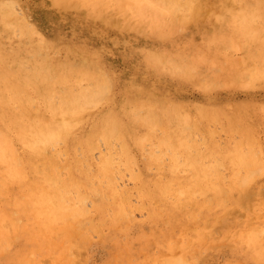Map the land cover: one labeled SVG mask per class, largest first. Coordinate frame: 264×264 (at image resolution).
<instances>
[{
    "label": "rangeland",
    "instance_id": "obj_1",
    "mask_svg": "<svg viewBox=\"0 0 264 264\" xmlns=\"http://www.w3.org/2000/svg\"><path fill=\"white\" fill-rule=\"evenodd\" d=\"M0 1H1L0 2V11H2V8H3V11H6V12L2 11V13H0V21H2L0 23V51H1V48H2V51H3V52H0V62H1L0 63V67H1V70L4 69L5 73H7V71H9V75H10L11 71L14 70L13 68L16 67L14 72H12L11 75L9 76L10 77L9 79H10V81L13 84H17L19 87H21L24 90V92L26 91L25 94H28V95L24 94L22 96V97L25 96L26 98L25 97L21 98V99H24L25 102H22L23 100L22 101L20 100L21 102H19V100H18V102H19V104L21 103V105H23V104L26 105V110H28V109L31 110V108H30L31 105L30 104H32L33 110H31L30 112L36 113V117H35V115H32V114L28 115V117H27L26 114L30 113V112L27 111L28 113L25 112V114H24L25 118L27 120L30 119V121H32L33 119H34V121H37L39 119L43 120L44 118H41V117L46 116L48 119L45 117L46 119H44V120L49 122L50 118L53 119L55 117L56 120L54 118V121H53L54 124L58 125V124L61 123L60 121L62 120V123H67L69 125V128H71L69 130V134L70 135H68V133H67V135L63 136L64 138L61 137L62 139H60L59 141H54L58 145H59V142L61 141L59 146L56 145L54 142L53 143L56 146L51 145L53 143L49 144L48 147L46 145L45 149H47V150L44 149L42 154L36 156L37 157V161H36V158L34 156L35 154L30 152V149L28 148L29 146L27 147V144L25 142L21 141V139L19 137V134L18 133L16 134L17 128L16 127H9V126H7L6 123H4V120L6 119L5 118L6 115H4L5 114L4 111H7V110L3 109L4 107H6V105L0 103V112H2V110H3V112H2L3 114H1L0 117L2 118V115H4L3 116L4 120H2L0 118V127H1V129L3 128L2 129L3 131H1V129H0V134L2 135V134L5 133L4 138L7 137V136L10 138V140H7V142L9 141V143H12L11 145H13L15 147L13 149L9 145L8 148L10 147V149L13 150L12 151L13 155H14L15 151L17 152L15 154L18 155V156L17 155H14V156L12 155L13 157L11 159L7 158L6 160L5 159L0 160L2 162H3V160L7 161L8 163H9V161L10 162L14 161V163L16 162L15 163V167H13L14 164L10 165V166H12L11 168H14L13 170L8 167L9 165H8L7 162H4L3 164H0V172H1L0 173V180L2 179L3 182H4V183L0 182V190L2 191V193L0 192V232L3 231V232L0 233V239H1V242H3L2 243L3 245H4V242L6 243L4 245L6 247L4 248V246H1V242H0V264H33V263L34 264H36V263L37 264H61V263L62 264L63 263L66 264L67 263L68 264V262L72 263L71 261H73L72 264H109V263L110 264L111 263L112 264H115V263L116 264H138L137 262H141L140 264H144L145 261H147V263H149V264H158V262L160 264V261H158V259L159 260L161 259L162 262L164 260V264H168V263L170 264V262H168L170 258H168V257H174V261L171 258V260H172L171 263L174 262L173 264H178L179 262H182L183 264H264V118H262V117H264L262 115V114H264L263 113V111H264L263 107L264 106L263 105L261 106V104L264 103V84H263L264 83V74H262V71H263L262 69H264V59H263L264 58V39L262 38V36L264 35V31L260 33V38H258L259 34H258V36H256L257 40H255V41H257V42L253 41V38L256 39L253 36H251L253 38H250L251 39L250 40L249 39V37H250L249 35L246 38V39H248V41L246 42V41H244V40H246L244 38L246 35L242 36V34H244L245 32L243 31L244 33L241 34V32H240V30H242L241 28H234L241 21L240 18L238 17V15H237V13L239 14V11L240 12L242 11L241 9H245V7L248 5V3H250V4L252 2H255V3L257 2L258 3L257 0H248L247 1L248 3L245 2L244 0H242V1L238 0V2H241L239 4H242L243 1L245 3V4L243 3V5H241L240 9H239L240 6H239V4H237L238 2H236V0L233 3L231 2V0H230V2H229V0H226L227 2L225 0H223V1L222 0H219V1L218 0H213V1L211 0L212 2L210 0H206L207 1L206 3H208V4L205 3V5H206L205 7H204V4H203L205 1L201 0L202 1L201 8H204L203 10H201V9H199L197 7V6H199L200 0H198V1L189 0L191 2L187 1L189 3V4L187 3L188 5L185 4L186 1L184 0L182 2V4L184 5V7L187 6V7H185L186 9H184V10H183L182 4L180 3L181 0L180 1L178 0L179 1V2L177 1L178 5H179V3L181 5H179L180 9H179V11H176V14L177 15L183 14L186 11L187 14H186V12L184 13L186 16H182V15L180 16L179 15V17H180V19H179L178 16H175V14H174V16L171 17L173 15L174 11H175V8H173L174 6H170L172 8H170V7H168V8H160V7H158L157 12L160 9H162V10L163 9H167V10L171 9V10H168V11H170L169 13H168V11L165 10V15H168V16L164 15V13H163L164 10L162 12H161V10L159 11V13L160 12H161V14L163 13V17H162L163 19L161 18V20H160V17L162 15L158 13L159 14V16H158V14L155 13L156 11H154L157 8L156 6H158V5L157 4L154 5L155 2L152 3L156 7L154 9V7H152L153 5H151V0H149V1L148 0H140V1H143L145 4L147 3V5H146L147 8L143 7L144 9H146V11L143 8H140V9H139V7L137 8V6L134 3H132L134 8L131 7L130 1H128L129 4L125 3L126 6H124L125 9H123L122 6H123L124 2H126L124 0H122V1H124L122 3V5H120V4L118 5V2L120 1L119 3H121V0H115L117 2H115L114 0H109V2L107 0H105L107 2V5H104L103 2H105V1L102 2L100 0V2H102L103 4L102 3L99 4V1H98V4L96 5V7H98V10H100V12L102 11L101 9H104V10H103V13L101 12L99 14H98L97 8L95 10V13H94V11L92 9V7L95 9V5L94 4H96L97 0L96 1L94 0L95 3L92 0V2L94 4L89 2V0L88 1L87 0H80V1L78 0L80 3H78V1H76V0H64L65 2H63V0H54V1L53 0H0ZM5 1H7V4H6ZM60 1H62V2H60ZM66 1H67V3H66ZM71 1H74V2L76 1L75 2V4H77L76 7L75 6H71L70 4L69 5L71 7L70 6L69 7L66 6ZM215 1H217V2H215ZM74 2H71L72 5L74 4ZM88 2L90 4L89 6H88ZM113 2H115V3H113ZM220 2H223V3L225 2V4H221ZM1 3H2V5H1ZM61 3H62L63 6L61 5ZM190 3H192L193 6L196 9H193L194 7L192 5H190ZM234 3L237 4V6H234ZM246 3H247V5H246ZM255 3H252V5L255 4ZM79 4H83V6L81 8H79L80 7ZM91 4H92V6H91ZM195 4L197 6H195ZM222 5H223V8H221ZM230 5H232L233 9L235 10V11L233 10L234 12H237L239 10L237 13H235L237 21L234 19L235 15H234V12H232V7L230 8V11H229L228 7H230ZM6 6H8V7H6ZM100 6H102L103 8H101ZM225 6L228 9L227 11H229V12L226 11ZM73 7H75V8H73ZM177 7H176V10L178 9ZM76 8H78V9L76 10ZM181 8H182V10H181ZM236 8H238V9L236 10ZM11 9L13 10V12H12ZM134 9H137V10L135 11ZM147 9H152V10H147ZM197 9L200 10V11H198ZM90 10H92L93 14H95V15H96V11H97V15L98 16L97 15L96 16L91 15L92 12ZM172 10H173V13H172ZM190 10L193 11V12L191 11V13H193V14L194 13H197V14L199 13V14L198 15L197 14L192 15V14H190ZM144 11H145V13L147 12L146 14H148L149 11L150 12L154 11L155 15L153 14V12H151L154 15L153 21H155V20L157 21V19H158V21L159 20L160 21L164 20V22L166 21L168 23V25H167V23H165L167 26H171L172 25L173 27L172 28L164 27L163 25L161 26V24H163V23H161V24L159 23V25L161 26L159 28H160V30H162V31H160L159 28H158V30L160 32H162V34H160L161 37H159V31H158V33H156L157 31L155 30L156 32L153 31V34H152V29H154L157 26L156 24L158 23V21L156 23H154L155 27L152 28L151 26H153V22L151 21L152 20L151 19L152 16L149 18V16L152 15L150 12H149L150 15H147L148 17L147 16L146 17L144 16L143 18L140 17V16H143L141 14ZM180 11H184V12L181 13ZM135 12L136 13L139 12V13L136 14ZM177 12H179V14ZM216 12H217V14L221 13V15L223 14V12H225L226 16H223V15L221 16L219 14L217 15ZM7 13H8L9 16L5 15ZM4 15L7 16V17L4 18ZM11 15H13L15 18H12L13 16L11 17ZM189 15L190 16L192 15V17H190ZM196 15H197V17H196ZM16 16H18V18ZM92 16H93V18H92ZM156 16H158L159 18H157ZM193 16L196 17V18L194 19ZM212 16H214V17H212ZM9 17H11V18H9ZM155 17L157 19L154 20ZM170 17H171V20H169ZM176 17L180 21L182 19V21H181L182 24H181L180 21H178L180 24L177 22L178 19ZM188 17L191 18V19H189ZM217 17H219L220 19L219 18L217 19ZM221 17L222 18L225 17V18L221 19ZM8 18L11 19V21H8ZM165 18H167L169 21H172V22H174V20H175L174 18H176L177 20H175V22L173 24H172V22H170L171 24H169L168 20H165ZM192 18H193V20H192ZM196 19H197V21H196ZM233 20H234V22H233ZM201 21H203V23ZM231 21L233 22V24L235 26L232 25ZM12 22H14V23H12ZM183 22H184V24H183ZM262 22H264V21H261V23ZM7 23H9V24H7ZM176 24H177V26L179 24V26L177 27ZM185 24H186V26L184 27L183 25H185ZM256 24H257L256 25L257 29L260 26H262V27H260V29H262V30L264 29V26H263L264 23L260 24L258 22ZM231 25L233 27H231ZM174 26H176V27H174ZM238 27H240V26H238ZM167 28L170 30L169 33L167 31ZM174 28L178 30V31L176 30L178 33H174V32H176ZM181 28H182V30H181ZM232 28H234L235 30L232 29ZM184 30H186V31H184ZM30 31H31V33H30ZM39 31H41V32H39ZM183 34H184V36H183ZM212 34L215 35L216 39H217V35L216 34H218L220 37L225 38V42H228V43L230 41V38H231V41L232 40L236 41V42H234V47H233L235 52L233 51V48H232L233 44H231V41L229 43L231 46L228 45V47L226 46V44H228V43L225 44L222 41V38H218L219 40L221 39V41H220L221 43H218V44H217V42L215 43V41H217V40H215V38H214L215 41H212L211 42L212 44H211L209 40H211V38L213 37ZM229 34H232V35L230 36ZM39 35H41V36L39 37ZM45 36H47V37H45ZM229 36H230V38L228 39ZM234 36H238V37L235 38ZM37 37H39V38H37ZM41 37H42L43 40L40 39ZM44 37L47 38L46 41H44V39H45ZM209 37H210V39H209ZM151 38H153V39H151ZM204 38H206L205 41H204ZM226 38L229 41L228 40L226 41ZM233 38H235V39H233ZM37 39H38V42H37ZM51 39L55 40L56 42H58V41L59 42L56 43L54 41L53 42L54 44H53L52 43L53 40H51ZM47 40H48V42L50 40L51 41L49 43H47ZM219 40H218V42H219ZM258 40H259L260 43L258 42ZM132 41H134V42H132ZM237 41H239V44L241 43V45H239L237 43ZM41 42L44 43V44H42ZM208 42L210 43L211 46H208L209 45ZM245 42L248 43L247 44L248 46L246 45L247 47L243 46V45H245ZM151 43H153V44H151ZM103 44L105 45V47H104ZM46 45H48V46L45 47ZM54 45L55 46L57 45L56 46L57 49L54 47ZM100 45H102V46H100ZM238 45L241 48H239ZM37 46H40V47H37ZM41 46L42 47L44 46L45 48L44 47L42 48ZM58 46H60V47H58ZM201 46H203V48ZM214 46H216V48ZM251 46H253V47H251ZM204 47L206 48V50H204ZM52 48H53V50L55 49L56 51L51 50ZM80 48H81L82 51L80 50ZM96 48H97V51H96ZM146 48L149 49V50L147 51ZM199 49H201V50H199ZM217 49L218 50L220 49L223 52L222 53L220 51L218 52ZM227 49H228V53L226 51ZM48 50H50V51H48ZM57 50L59 52L60 51L61 52L58 54ZM67 50H69V51H67ZM203 50L205 52L207 51L206 53L204 52L206 55H208L207 58H209V55H210L212 60L211 61H207L210 64H208V63H206L204 61V59H205L204 56L206 57V55L203 54V52H202ZM224 50H225V52H224ZM52 51L55 52V53L52 54ZM153 51H155L154 52L155 54L158 53L156 55V57H155V55H153L154 53H151ZM230 51L233 52V53H231ZM4 52L7 53L6 54L7 55V60L9 62L7 60H5L6 55H4L5 56V58H4V56L2 54ZM176 52L178 54H176ZM179 53L182 54V57H181V55ZM200 53H201V56H202L203 59L200 58L201 57ZM213 53L214 54L217 53V54L214 55ZM229 53H230V55H229ZM195 54H197V55H195ZM92 55L93 56L95 55V57H93ZM151 55H153V56H151ZM171 55H173V56H171ZM198 55H199V57H198ZM212 55H214L215 57H213ZM227 55H229L230 57L227 56ZM236 55L238 57H240L238 61L241 64L238 61H236L237 60V56ZM219 56H221V57H219ZM20 57L23 58V60ZM157 57H158V59H157ZM171 57H174V58H171ZM189 57H190V60L188 59ZM216 57L218 58V60L220 62L216 60L215 63H214V60L216 59ZM16 58H18V59L20 58L21 60L20 59L19 60L22 61V63L26 62L27 63L26 66L27 67L25 66V64L23 65L24 67L21 66L22 64H19L21 68L23 67L22 69L17 67V65H18V63L20 61L18 60V63H16ZM246 58H248V59H246ZM11 59H15V60H13V62L10 63V61H12ZM25 59L27 61H25ZM37 59H41L42 61L48 60V61H46L47 64H48V62L50 63V60H51V62L54 61V63L53 64L50 63L53 66L50 65V67H49V65H48V67H47V65L44 62L38 61L37 63H35L34 61L35 60L37 61ZM174 59H175V61L177 60L176 63H175ZM241 59L242 60L245 59V60H243L244 61L243 63L241 62ZM253 59H254V62H253ZM1 60L2 61H6L5 64H6L7 67L4 65V62H2ZM231 60H234V61H231ZM59 61H61L62 65H63L61 67L62 69L60 68L61 65L59 64L60 63ZM258 61L262 62V63L259 64ZM55 62H57L59 65L56 64ZM233 62H234V67H233ZM257 62H258V64H257ZM34 63L37 64V65H40V63L41 64L43 63L44 65H42V66L40 65L39 67H36V65ZM178 63L179 64L182 63L181 64L182 66H180ZM189 63L192 66H190ZM252 63H255L258 68L255 66V64H253V66H252ZM8 64H14V65L16 64V65L13 66V65H8ZM238 64H240V65L243 64L242 65L243 67L238 65ZM177 65L179 67V68L178 67L177 68L179 70H181V72H179L178 69L175 68ZM10 66L12 67V70L10 69ZM64 66H66L67 71H66V69L63 70V68H65ZM68 66L69 67L71 66V67L69 68ZM195 66H197V67L200 66L199 67L200 69L199 68L198 69L201 70V71H198L197 67H196V70H195ZM25 67L29 71L28 74H30V75H32L33 72H34V70H32V69H35V72H36V69H37L36 74L34 73L35 74V78L37 77V79H35L33 77V75H32V77H33L32 80L33 79L36 80V84L37 85L42 84L41 85L42 87L40 86L41 87L40 91H38L39 90V86H37L34 83V80L31 81V82H33L37 87L33 83H31L30 81L29 82L31 84H33V88H32L31 84L26 83V82H28L27 79L28 80H30V79H29V77L26 79L25 75L22 76L24 71H27ZM43 67L47 68L46 71H49V73L46 72V75H47V73L50 74L49 78H50L52 73L56 72L55 74H53L54 76L53 75L51 76L50 80L51 79L52 80L51 81L49 80L52 84L49 83V81H48L49 78L47 79L46 76L43 74V72L45 73V69ZM74 67H75V69H79L78 73L81 74V75L84 74V76H86L88 80L87 79L85 80L86 77H83V76H82L83 79H81L80 78L81 76L78 73H75L78 70L75 71V70L72 69V71H71V68H74ZM102 67H103V69H102ZM201 67H202V69H201ZM250 67H251V69L253 67L252 71H250L251 70V69H249ZM255 67H256V69H255ZM24 68H25V70H23ZM39 68L42 70L41 73H40V69ZM53 68H54V70H52ZM260 68H261V70H260ZM1 70H0V72H1ZM59 70H60V72L62 71L65 74L68 73L67 75H69V76L67 78L70 79L71 81L68 80L67 78H65L66 77L65 74L61 73V74H63V75H61ZM84 70H85V72H82ZM170 70H172V73H171ZM193 70L196 71V72H194ZM245 70L248 71V72H245ZM4 71H2V72H4ZM20 71L22 72V74H19ZM86 71L88 72V74H87ZM182 71H184V72H182ZM189 71H191L190 73H193V75H191V77L189 76L190 75ZM239 71H240V73H239ZM253 71H255V73H252ZM257 71L262 76L261 78H260V75L258 76L259 73ZM17 72L22 77L17 75ZM73 72H74V74H73ZM89 72L90 73L91 72L94 73V75L96 76L95 78L96 79L98 78L97 82L100 83V85H101V86L99 85L100 88H99V86L98 87L94 86L95 83H93V81L95 82L96 80H94L95 78L92 76L93 74L90 75ZM37 73L40 74L39 76L42 79H43V75L45 76V78L43 80L41 79L43 83L39 80L40 77L38 76ZM195 73L197 74V77H196ZM199 73H201V75ZM237 73H238L239 76L236 75ZM245 73H248V74L245 75ZM1 74H3V73H1ZM24 74H27V73H24ZM71 74H73V75H71ZM75 74L77 76L79 75L80 77L78 76L79 77L78 78L76 76L77 78L74 79ZM254 74H256V75H254ZM30 75H28V76H30ZM98 75H99V77L101 76L100 79H101L102 82L99 80ZM233 75H236L239 78L234 76L236 78L235 79V78L232 77ZM242 75H243L244 78H245V76L249 75L248 77H246L248 79L246 80V78L245 79L242 78ZM16 76H18L22 80L20 79L21 80L20 81L18 77H17L18 79L16 78ZM56 76H57L58 79H59V76L62 77V78L59 79L61 81H62V79H64V78L65 79L62 82L59 81V80L56 81V79H55ZM194 76H195V78H194ZM52 77H54V78H52ZM223 77H224V79L221 80ZM249 77H250V79H249ZM91 78L92 79L94 78V79L91 81ZM187 78H188V80H187ZM231 78H232V80H231ZM45 79H46V81L49 84H51V86L55 85L54 87L52 86V88H53L52 90L54 91L55 95L58 93L56 95V97H58L59 94H61V93H62L61 95H63V93H64V94H67V96H68V93L70 94V96H73L74 94L76 95V93L79 92L78 90H80L81 87L83 89H85L84 91H88L90 89L89 91H91L92 95H94V96H92V98H90L91 100L89 102H86L87 104L84 103L82 105V108H80L81 110L79 109V110L73 112V114H72L71 112H67V111H64V110L62 111V109H61V107H62L60 105L61 102H62V105L65 102V100H64L65 97H63L64 95L61 97V98H63L64 102L60 98H59L60 99V101H59V99L56 98L55 95H53L52 98L55 97V99H57L56 101L54 100L55 104L54 103L53 104L55 106H57L58 110L59 111L61 110V112L56 110L57 114H59V115H57V114H56L57 116L52 115L53 114V110L51 111L50 109H52V108H49L51 106H48V104L45 105V103H47L49 99L46 100V95L44 96L42 94V92H41V90L48 91V86L49 85H48V83H47V85L44 83V82H46V81H44ZM53 79H55L54 82H52ZM106 79H108V80H106ZM225 79H227L225 82L227 83L228 86L224 82L221 83V81H224ZM233 79H235V80H233ZM237 79L241 80L240 82L244 81V83L242 82L243 83L242 84V83L238 82ZM104 80H106V81L104 82ZM250 80H251V82L249 83ZM108 81H109V83H108ZM255 81H257V82L255 83ZM23 82H25V83H23ZM37 82H39V83H37ZM55 82H58V83L55 84ZM88 82H91L92 85L90 83H88ZM133 82H135L136 86L132 85V84H134ZM229 82H231V83H229ZM232 82H233V85H229V84H232ZM102 83H103V86H102ZM107 83H108V85H107ZM215 83H216V85H218V83H219L220 86L215 88L214 87ZM258 83H259V85H258ZM43 84L45 85V87L47 86V89L43 88L44 87ZM63 84L67 88L64 87ZM139 84H140V87L138 86V88H137V85H139ZM211 84H213V85L210 87ZM240 84L242 85V88H241ZM254 84H255L256 87L254 86ZM56 85H57V87H56ZM96 85H98V84L96 83ZM51 86H49V89H50ZM250 86H252V87H250ZM34 87H35V89H34ZM246 87H249V88H246ZM136 88L138 89V91H136L137 90ZM144 88L147 89V90H145V92L143 90ZM150 88H151V90H150ZM76 89H77V92H76ZM112 89H113V91H112ZM34 90H36V91H34ZM129 90H131V91H129ZM53 91L50 90V92L52 94H53ZM60 91H61V93H60ZM38 92H39V94H38ZM148 92H149L150 96L152 94H154L153 96L155 97V98L152 97V96H151L152 98L149 97V98H151V99H149L151 102H152L153 99L155 100L156 98H158L157 101L156 100L153 101V102H156V103H151L154 108L153 107L150 108V106L148 105L149 103H148V101L146 99V98H148L147 96H149V94H146ZM40 93H41V95H40ZM79 93H82V91L79 92ZM79 93H77V94H79ZM132 93H135V94H132ZM164 93L166 95H164ZM102 95L105 96V100H104V97L102 98ZM50 96H52V95H50ZM67 96H66V98H67ZM127 96H128V98H130L131 101L129 99H127V101H126ZM249 97H251V98H249ZM31 98H34V99H31ZM68 98H69V96H68ZM26 99H29V103L31 101L32 102L29 104L26 101ZM143 99H144V101L146 100L147 101L146 103H148V104H146L144 102L143 103H139V102H142ZM93 100H94V102H93ZM160 100L162 102L161 105H160V103H161ZM244 100H245V102H244ZM58 101L60 102V104H59ZM110 101H112V102H110ZM51 102H52V99H51ZM134 102H136V103H134ZM177 102L179 104H176ZM56 104H58L59 106L56 105ZM112 104H113V108H112ZM136 104H138V105L142 104L141 106H142L143 109L141 108V106L140 107L136 106ZM144 104H146L147 106H145ZM153 104H155V105H153ZM170 104H171V106H169ZM229 104L231 105V107H230ZM247 104H249V105H247ZM11 105L12 106H18L16 104V101L11 103ZM97 105H99V106H97ZM115 105H117L118 107L117 106L115 107ZM143 105L145 106L146 109L148 107L149 111H151L152 109L156 108L157 110L156 109L154 110L155 113H153L152 112L153 110H152L150 114L156 115V117L160 118V121H162V123L159 121L158 118H157V120H158L157 121L156 117L153 118V122H152V117L150 118L149 117L150 115H148V116L146 115L148 109H147V111L145 110L146 114L143 113V111L145 109L143 107ZM198 105H200V107H198ZM125 106H126V108L124 110L123 107H125ZM45 107H48V109L47 108L45 109ZM160 107H162V108H160ZM182 107L184 108V110L186 109L188 111L185 110V112H184L182 110L183 114H181L182 113L181 112ZM227 107H228V109H227ZM235 107L238 110H236V109L234 110L233 108H235ZM133 108H135L134 109L135 111H132V112H134L132 114L131 113V109L133 110ZM173 108L175 110L177 109L176 112L178 111V109L180 110L179 113L181 112L180 113L181 114L180 117L182 116L181 119L177 116L178 113L175 115L176 112H175V110ZM36 109L38 111H36ZM87 109H88V111H87ZM127 109H128V112H126ZM129 109H130V111H129ZM136 109L137 110L139 109L140 112L143 110L141 113H143L142 115L145 116V117H143V116L141 117V114L137 113L139 111H137ZM164 109L166 111H164ZM199 109L203 110L204 112L201 113L202 111H199ZM231 109H232V111H231ZM89 110L91 112H89ZM33 111H35V112H33ZM102 111H105V114H104V112L102 113ZM160 111H162V112H160ZM216 111H218V112H216ZM259 111H260V113H259ZM40 112L43 113L42 115H44V116H42V115L40 116V114H41ZM49 112H52V114L50 113V117H49ZM56 112L54 111V114ZM85 112H86V114L82 115V113H85ZM110 112H111V114L114 117L112 115L109 116ZM186 112H187V116L189 115V117L184 116V114ZM189 112H190V114H188ZM255 112L258 113L259 115L256 114ZM77 113H81V114L77 115ZM37 114H39L40 118L37 117L38 116ZM124 114H127V115H124ZM75 115H76L77 119H78L79 116H80V118L77 120L75 118ZM88 115H89V117H87ZM98 115L99 116L102 115V117L99 118ZM153 115H151V116H153ZM164 115L167 116L168 118L165 117ZM233 115H235V116L233 117ZM29 116H31V117H29ZM81 116H83V117H81ZM174 116H176V117L174 118ZM216 116H217V120H216ZM70 117H71V119H70ZM84 117H86V118H84ZM94 117L96 119H94ZM111 117L114 118V119L112 118L113 119L112 122H111V120L108 119V118L111 119ZM161 117H162V119H161ZM177 117H178V119H176ZM35 118H37V119H35ZM73 118L76 119V120L75 121L72 120ZM87 118H88V120H87ZM51 119H50V121H51ZM100 119H102V120H100ZM154 119H155V121H154ZM189 119H192V120H189ZM230 119L232 120V122L230 121ZM233 119H235V120L239 119V122H238V120L236 122H234ZM259 119H260V121H259ZM114 120L115 121L119 120L118 121V126H117V124L115 125V121ZM150 120H151V123L152 124L154 123L156 127L154 126V124L153 125L149 124ZM185 120H187V121H185ZM78 121H79V123H78ZM99 121L100 122L103 121V122H101V124L103 126L108 127L110 130L113 129L115 131V133H114L113 130L112 131H108L109 130L108 129L106 131V134H104V131L102 130V132H103V134H102L100 132V130L103 127L101 126ZM133 121H134V123H133ZM251 121H252V123H250ZM258 121H259V124L257 123ZM97 122H99V123H97ZM107 122L113 123L114 127L113 126L112 127L109 126V125H112V124L111 123L107 124ZM172 122H174V123H172ZM181 122H183L186 127L188 126L187 130L185 129L186 131L182 130L183 132H186V138H184L185 134L183 132L181 133V130H179V129H182V128L183 129L186 128L185 126H183V123L181 124ZM211 122H213L214 125ZM92 123H95V124H92ZM233 123L238 125L239 129L242 126L243 127V132L241 131L242 128L240 130L237 129L236 125H234ZM248 123H250V124H248ZM4 124H6V125H4ZM74 124L77 126L76 128H74L75 127ZM77 124H79V125H77ZM163 124H165V127H164ZM192 124H193V127H195L197 125V127H195L197 129H194L192 126L191 127L189 126V125H192ZM262 124H263V126H262ZM95 125L97 126V128H96ZM145 125H147V126H145ZM172 125H173V127H172ZM177 125H179V126L182 125V126L179 127ZM233 125H234V127L236 129L233 127ZM250 125H251V127H250ZM148 126H150V127H148ZM174 126L176 128L177 127L178 128L176 129ZM116 127H118V128H116ZM159 127H162V128L160 129ZM166 127H168V128H166ZM244 127H246V128L248 127V128L246 129ZM72 128H73V130H72ZM150 128L152 129L151 130L152 132L150 131ZM153 128L155 129L156 132L153 131L154 130ZM188 128L189 129L191 128L192 130L190 129V131H188L189 130ZM200 128H202V129H200ZM210 128H212V129H210ZM214 128H215V130H214ZM116 129L118 131L121 129L120 132L123 135L118 133V131ZM159 129L160 130L163 129V130L160 132ZM167 129H168L169 132L172 133L171 135H170L169 132L165 131ZM233 129H235V130H233ZM126 130H127L128 133L126 132ZM128 130L130 131V133H129ZM146 130L149 131L147 133H150V134L153 133V132L154 133L151 134V135L149 134V136H150L149 137L148 134H145ZM198 130H200V131L202 130V133L200 132L201 134H199V135H198L199 132H197ZM213 130H214V133H213ZM236 130L239 132L238 134H236L237 133ZM253 130H255V131H253ZM96 131H97V134L95 135ZM158 131H159V134H158ZM193 131H194L195 134L193 133ZM211 131H212L211 134L213 135V138L210 135ZM108 132H109V135H110V137H108V139L110 138L109 140H107V138H106L107 135H108ZM188 132H190V133L192 132L193 133V134H191V137L194 136L193 140H191L192 138H190ZM203 132L205 134H203ZM234 132H236V133H234ZM252 132H254V133H252ZM85 133H87V135H85ZM111 133L113 134V136H112ZM166 133H168V134H166ZM245 133H247V135ZM251 133H252L253 136L251 135ZM98 134L99 135L101 134V136L99 137ZM114 134H115V136H117V138L120 136L119 137L120 139L119 138L118 139L120 141L122 140L121 143H120L119 140H116V141L114 140L115 139L114 138L115 137ZM154 134H155V136H154ZM81 135L85 139H83V137ZM91 135H93V136H91ZM102 135H103V137H102ZM104 135L106 137H104ZM129 135L131 137H129ZM152 135H153V137H152ZM167 135H168V137H167ZM176 135H178L179 139H180V136H181V139H183V138L184 139L183 140L180 139L181 140L180 141L178 139V137H177V139L175 138ZM255 135H257V136H255ZM66 136H68V137L65 138ZM146 136L149 137L150 141L147 140L148 138ZM159 136L161 138H163V139H161ZM169 136L173 137L175 139V141H173V138H169ZM246 136H247V138L245 139V141H246V143H249V147H248V144L246 145V144H241L240 143V142L244 141L242 138H244ZM8 137L5 138V139H9ZM123 137H125V138H123ZM196 137H197V139H196ZM204 137H205V141H204V139H202ZM255 137H256V139L258 141V143L257 142L256 143L259 144V146H260V148H259L260 150L257 149V151H256V148H257L258 145L257 144L253 145L254 141H256ZM97 138L99 140H102V141H99ZM100 138H103V139H100ZM104 138H106V140ZM166 138H167V140H169L168 142L166 141ZM233 138H238L239 142H238L237 139H236L237 140V142H236ZM248 138L251 139L250 140L251 143H252V140H254L253 143H252V146H256L257 145L256 147H254L255 149L250 146V142L248 141L249 140ZM79 139H80V141H79ZM96 139L99 142H97ZM145 139H146V143H145ZM186 139L189 140V142H188L189 144H190V140L194 141L193 143L191 142L192 143L191 145H193V147L191 145H189V149H188V147H186L188 145V144H186L187 143ZM195 139L198 141V143H199V141L201 142V140H203V141H202L201 144H197V141ZM141 140H143V141L141 142ZM161 140H163V141H161ZM177 140H178V142H177ZM78 141H79V144H78ZM84 141H85V143H84ZM106 141L108 143L110 142V146H109V144H107ZM87 142H89V144ZM100 142H102L103 144L100 143ZM113 142L114 143L116 142V143L114 144ZM122 142H124L123 143L124 145H122V147L125 146L124 148L125 149L127 148L128 150L127 149L125 150L124 148L120 149L121 146H119V145L122 144ZM156 142H158V144ZM164 142H166L165 144H167V146L169 144L171 145L170 142H173V143L175 142L176 144L174 143L175 145L173 144L174 146L172 145L171 147H170V145L168 147L166 146L167 147L166 148ZM181 142H182V144L184 143L186 146L182 145ZM203 142H205V144L208 143L209 146L208 147H207V145L204 146L205 144ZM235 142L238 143L239 148H238L237 145H234V144H236ZM24 143H25V145H24ZM68 143H70V144H68ZM91 143H93L94 145L95 144H97V145H95V147H94V145H92ZM216 143H217V146H215ZM145 144H147V145H145ZM154 144L155 145L157 144V145L155 146ZM221 144H223L222 145L223 148L220 147ZM240 144H241V147H242L243 151L245 149H248V150H245L247 152L244 151V153H247L246 155H248L247 159H246V156L244 158L246 161L251 158L250 157L251 153L249 152V154H248V151H249L250 147H251V150L253 148L257 153H258V151L261 152L260 156L255 151L254 152L256 154L253 153L254 156L256 155V157L260 160L259 161L257 159V162H260L261 164L255 162L256 158L253 161L251 160L252 164L253 163H256L257 165L260 164V166L259 165L258 166H254L255 168H253L252 165L249 164V166H247L246 169L244 170L243 169L244 166L240 167L241 165L239 164L240 166H239V169H238V167H237L238 164H237V166L235 165L238 160H237V157L234 154V150L233 149L236 148L234 146H237V148L235 149L236 150L235 153L237 155L238 151H242V149L240 148ZM71 145H72V147H71ZM78 145L80 146V149H79ZM98 145H99V147L96 148V146H98ZM106 145H108V146H106ZM111 145L115 146V148H112ZM194 145H196L197 148H195ZM211 145H212V148L215 151L211 148ZM73 146H75L76 148H74ZM86 146H87V148H86ZM148 146L150 148H152V149L149 150L150 148H148ZM61 147H62V149H61ZM64 147L67 148L65 154H64V152H65V148ZM88 147H90V148H88ZM158 147H160V148H159V153L157 154L158 149H156L157 150L156 151L154 148H158ZM173 147H174V150H173ZM191 147L194 148V149H192V151L195 150L194 152L198 153V156L197 155L196 156L193 155L194 152H191V149H190ZM225 147H226V149H225ZM91 148H93V150ZM94 148H95V150H94ZM108 148H110V149L112 148L111 149L112 151L108 150ZM164 148H166V149H164ZM169 148H171V149H169ZM83 149H84V151H83ZM117 149L120 150L122 153L120 151H118ZM175 149L178 150L177 153H180L181 151H182V153H180V155L177 154L176 152H174V151H176ZM182 149H184V150H182ZM197 149H199V150L203 149L204 152H203V150L198 152ZM205 149L207 150V152H205L206 151ZM221 149H223V151ZM228 149H229V151L232 149L233 152L231 150L226 155V153L228 152ZM237 149H239V150L237 151ZM61 150L63 152H61ZM113 150L116 152V154L113 152ZM208 150H210L211 153H210V151L208 153ZM217 150L222 152L220 154V156H223L224 159H223V157H221L222 159L219 158L220 157L219 153L217 154V157H215L216 154L215 155L213 154V156H212V153L217 152ZM45 151H46L47 155H45ZM56 151L59 153V155L57 154ZM108 151L110 152V155H109L110 158L108 157L109 160H107L108 158L106 157L108 155ZM123 151H126L125 152L126 154H124ZM153 151H155V152L153 153ZM161 151H162L163 154L166 152L163 157H161V155H163L161 153ZM169 152L172 154L171 156H173V158H174L175 153H176L175 159H173L172 157L169 159V157H170V153ZM173 152H174V155H173ZM231 152L234 155H232ZM252 152H253V150H252ZM73 153H75V154H73ZM81 153H83V155ZM155 153H156V155H155ZM190 153H192L193 156L192 155L190 156L189 155ZM203 153L206 154V155L208 153L206 158L205 157L203 158V155H202ZM29 154H31V155H29ZM32 154H33V156H32ZM51 154H53V155L51 156ZM151 154H154L155 156H151ZM209 154H210L211 157L209 156ZM229 154H231V155H229ZM44 155H45V159L43 158ZM111 155L114 156V157H112ZM165 155H167V156L165 157ZM201 155H202V158H201ZM74 156H76V157H74ZM79 156H81V157L85 156V157L81 158ZM120 156L121 157L123 156L122 159H121ZM159 156H160V158H158ZM188 156H189V158H188L189 160L186 159ZM231 156L235 157V159L237 161L233 162V163L230 162V161H232ZM241 156L243 157L244 154H242ZM254 156H252L251 159H253ZM38 157L40 159L43 158L45 161L43 160V162H41ZM118 157H120V159ZM133 157H134V159H133ZM154 157H156V158H154ZM176 157H178L180 159L182 158L181 160H184V161H181L180 159H179L180 160L179 161V160L176 159ZM190 157H191L192 160H190ZM208 157H210V158H208ZM46 158H48V160ZM80 158L83 159V160H81ZM86 158L88 159L87 161H88L89 164L87 163V161H86V163L88 165H90L91 167H88L87 165H84V163H85L84 159H86ZM216 158H219L218 161L221 159V161H219V163H223V164L217 163L218 161L216 162L217 165H215V166L218 167L220 165L221 169H219V170L216 169L215 170L216 167L214 166L215 168L213 169V171L215 170V172H216L215 173L212 170H210V169H212L210 166L208 167L207 164L205 166V162L206 163H209V162L211 163L212 162L211 164H212V167H213V164H215V161L217 160ZM34 159H35L36 162L40 161L39 164H40L41 172H40L39 168H38L39 170L36 169L39 164L37 163L38 164L37 165L36 162L33 161ZM50 159L51 160L54 159L53 161H55L56 164L53 163ZM100 159H102L105 164H109V167H111V168H108L109 173L106 172L107 167L103 163V161L100 160ZM105 159L108 162L105 161ZM110 159H112V160L116 159L118 161L116 163V160L112 162V161H110ZM153 159H155V162H154ZM171 159H173V160L171 161ZM200 159H202V161H200ZM204 159H205V161H204ZM75 160H76V162H75ZM130 160H131V162H129ZM157 160H159L160 163H156V162H158ZM194 160H195V162L197 164H199V162L202 163V164H199V166H198V165H196L195 162H193ZM196 160H199V161H196ZM213 160H214V162H213ZM261 160H262V162H261ZM18 161H19V164H18ZM109 161L112 163V166L110 165L111 163H109ZM132 161L133 162L135 161L136 163L135 162L133 163ZM174 161H177V163L174 162ZM44 162H46L47 164L44 163ZM118 162H119L120 165H122V167L123 166L124 167L122 168L121 166H119ZM180 162L181 163L185 162V163L182 166V164ZM189 162H190L191 166H190ZM48 163H50V164H48ZM58 163L60 164L59 167L61 169H58L59 168L58 167V165H59ZM76 163H78V164H76ZM127 163H128V165H127ZM178 163H179V165L181 164V166H179ZM17 164H18V166H17ZM41 164L43 166H41ZM45 164L48 166L47 167L48 169H51V171L49 170L50 174H52L51 177H49L50 174H46V176L48 175L47 177H45V175H44L46 173L45 172L46 166H44ZM53 164H54V166H53ZM67 164L70 166V169L67 166ZM113 164L116 165V166H114ZM146 164L147 165L148 164H152V166L151 167L148 166L149 167V169H148ZM187 164H189V167H188ZM230 164L233 167H231ZM4 165H6V166H4ZM173 165L176 166L177 168L179 167V169L175 168ZM202 165L205 166V167L203 166L204 169L207 167L205 169V170H208L207 174H208V172L210 173V171L212 172L213 175L218 174V171L221 174H223V176H221V174H220V176H221L220 178H219L218 175H216V177L213 176V179H211L212 177L210 178V176H212V174H209V178L208 179H211L212 181L215 179L214 181L216 182V184H214L215 183L214 182L211 185V187H209V189H208V185L209 184L206 185V182L208 180L207 179L202 180L203 178L200 177V175L204 171L203 169H202L203 171H201ZM229 165H230V167H229ZM81 166H83L84 168L81 167ZM133 166H134V168H133ZM172 166L174 168L170 169V167H172ZM21 167L23 168V170L21 169ZM66 167H68V168L66 169ZM185 167H187V168H185ZM62 168L65 169V171L62 170ZM78 168H81V170L78 169ZM88 168H89V170H88ZM104 168H105L104 176H102ZM112 168H114V170H116V171H114V170L112 171ZM208 168H210V169H208ZM233 168H234V170H232ZM68 169L71 172H69ZM86 169L88 170V172H86L87 171ZM184 169H186L187 172H183V171H186ZM240 169H242V171H244V172H242V171H241L242 173L239 172ZM247 169H248V173L250 174V177H247L249 175L246 172ZM56 170L58 172H59V170L60 171L62 170L64 172H62V174L59 172V176H58V173H57ZM147 170H149V173H148ZM164 170H165V172H164ZM171 170H172V172H174V174L176 176L174 174H172ZM249 170L251 172H249ZM12 171H14V172H12ZM118 171H120V172H118ZM198 171H199V173H198ZM232 171H235V172H232ZM68 172L71 174V176H70V174H69V176L67 175ZM90 172L92 173V175L94 174L93 176H95V177H96V174H98V176L96 177V180H95V177H93V176L89 177V176H91ZM170 172H171V174H170ZM191 172L195 173L196 177H194V178H196V179H194L193 176H191V175H193ZM205 172H203L204 175H207ZM236 172H238V173H236ZM254 172H255L256 175L254 174ZM261 172H262V174H261ZM53 173H55L56 175L53 174ZM106 173H107V176H106ZM112 173H114V175H116L115 177H117V178L113 177ZM138 173L140 174L139 175V179H138V175H137ZM164 173H166V175ZM230 173L232 174V176L233 175L237 176V174H238L240 177H244V176H246L248 174L246 177L248 179L250 178L251 181L255 177V182L252 181L253 182L252 183V182H250V180L248 182V179H247V182H244V183L241 180H239V182H238V180H235V181H237V183H238L237 184L236 182L233 181L234 176L232 178ZM233 173H236V174H233ZM244 173L245 174L247 173V174L244 175ZM7 174H9V176L11 177L10 179L8 178L9 181L7 180V176H8ZM109 174L110 175L112 174V180L113 181L110 179L111 176L109 178V176H108ZM159 174L161 175V177H160ZM251 174L253 175V177H251L252 176ZM24 175H25V177H24ZM65 175H67V179H66V177H64ZM72 175L74 177L76 176L75 178H78L79 180H81L82 182L78 181V179H77V182H78L77 184H79V182H81V184H79L78 186H77V184H75V186H74L73 184L76 182V179ZM86 175H88V176L85 177ZM131 175H133V177H131ZM158 175H159V179H157ZM258 175H260V177H257ZM53 176L56 177L54 179H56V180L58 179V180L56 181L54 179H51L52 180L51 181L50 178H52ZM136 176H137V179H136ZM15 177L18 180L21 179L22 181H18L17 179H15V181H14ZM106 177H108V178H106ZM145 177H146V179H145ZM202 177H203V175H202ZM228 177H229V179L232 178L231 181L229 179L228 180L226 179ZM30 178L31 179L33 178V180L35 179V183H33V181L32 182L29 181ZM64 178L67 180V182H69L67 185H64L66 183V181H64ZM70 178L74 179V183H73V180H71ZM133 178L135 179V181H134ZM176 178H178L179 181H178V179L176 180ZM197 178H200V179H198V181L200 180L199 185H195V183H192L193 181L197 180ZM206 178H207V176H206ZM239 178L236 177V179H239ZM11 179L13 181H10ZM100 179H101V181L98 182V180H100ZM181 179H183L184 181L183 180L181 181ZM6 180L8 181V183H7ZM47 180H49L50 182H47ZM108 180H110V182ZM223 180H225L226 183L223 182ZM58 181L60 183V184L59 183L58 184L61 185V186H58V184H56ZM95 181L97 182L96 185H98V187L96 186V188H93V187H95L94 186L95 185L94 184ZM114 181H118V182H114ZM170 181H171V183H170ZM176 181H177V183H176ZM198 181H197V183H198ZM212 181L209 180L208 183H210V182L212 183ZM29 182H30V184H32L31 186H30V184H28V185L26 184V183H29ZM107 182H108V184H110L111 182H113L114 184L111 183L110 185H108ZM166 182H168V184ZM217 182H220V183L223 182V183L219 184V186H220L219 187L217 185ZM19 183H23L24 185L23 184H19ZM83 183L86 186L85 185L82 186ZM105 183L107 185H105ZM135 183H136V186H135ZM180 183H182V185ZM228 183H229L230 186L228 185ZM247 183H248V185H246ZM40 184L41 185L43 184L42 187L45 186L44 188H48V189H46V190L43 189L40 186ZM54 184L56 185V187H54ZM187 184H189V185H187ZM231 184H233V185L231 186ZM33 185H34V187H33ZM63 185L66 186V187L68 186V187L65 188V187H63ZM72 185H73V188L71 187ZM138 185H139L140 188L138 187ZM222 185H223L224 188H226L225 191H224V189L221 190V188H223ZM234 185L235 186L238 185V186L235 187ZM243 185H244V188H242ZM245 185H246V187H245ZM6 186H7V188L5 189ZM35 186H37V188L39 186L40 189L38 188L39 190L35 191L37 189ZM170 186L171 187L173 186L172 187L173 189L175 188V189H178V190L174 189L175 191H170V189H169ZM189 186H191L192 189L195 192ZM200 186H201V188L203 186L204 187L207 186V187L202 188L203 190H201ZM214 186L215 187L218 186L217 188H219V189H217V188H215V189H217V191L220 190V192L219 191L217 192L214 189H212ZM239 186L240 187L242 186L241 187L242 189L239 190V188H240ZM76 187L78 189L80 188L79 191H80L81 194L83 193L82 194L83 198H82L81 194L79 193V191H78V189ZM82 187H84V188H82ZM104 187H105L106 190L104 189ZM111 187H113V188H111ZM136 187H138V189H140V190L139 191H138V189L135 190ZM182 187L184 189L186 187L187 191H188V189H190V190H192V192L189 190V193H186V191L184 193V189ZM232 187H234V188H232ZM61 188H65L66 191L67 190L68 191L66 192L64 189L61 190ZM74 188H75V190H74ZM97 188H99V189H97ZM231 188H232V191L234 190V194H232L233 192L231 191ZM2 189H4V190H2ZM76 189H77V192H78V197H76L77 196V194L75 192ZM173 189H171V190H173ZM179 189L182 190V193L180 192L181 195L180 196L177 195V194H180L179 192L175 193L176 194L175 195L174 192L179 191ZM197 189H199V190H197ZM207 189H208V192H207ZM32 190H34L35 193ZM53 190L56 191L57 193L58 192H60V193H58V194L53 193ZM115 190L116 191L118 190L119 194H118V191L116 192ZM161 190H164V191H161ZM210 190H212V191H210ZM213 190L215 192H217V193L216 194H215V192L213 193ZM45 191H47V194H45ZM120 191H122V192H120ZM124 191L125 192H130V194L129 193L125 194V193H123ZM166 191L169 193L168 197H170V198L166 197L168 194L167 195L164 194V193H167ZM169 191L174 194V197L179 196V198L182 197L183 194H185V197H182L181 201L180 200L177 201L178 197L175 198L177 204H179L178 207L176 206L177 204H175L176 202L173 199L174 198L172 196L173 194L170 195L171 193ZM204 191H205V193H204ZM221 191H223L224 193L221 192ZM227 191L229 192V194H228ZM3 192L6 193V194H4ZM70 192H71V194H69ZM225 192H227L226 194H228L227 198H226ZM238 192L239 193L241 192V193L239 194ZM19 193H21V195L24 197L25 200H21L23 197L18 195ZM31 193H33V195ZM41 193H42V195H41ZM48 193L51 194L50 195L51 197H49ZM85 193H87L86 195H89L88 196V200H86ZM54 194H55V196L53 197ZM123 194L125 195V197H128V199L123 197L124 196ZM186 194H189L190 198H188L187 197L188 195H186ZM196 194H199V195H196ZM204 194H206V195H204ZM212 194L215 197H213ZM218 194H219V196H218ZM13 195H15V197H13ZM68 195H69V198H68ZM192 195H194V196L196 195L197 196V197L195 196L196 197L195 201L193 200L190 203H187L188 201H190V199L192 200V198H194V197H192ZM224 195H225V197H224ZM28 196L29 197L31 196V198H33V199L35 198V199L34 200L31 199V198L29 199ZM44 196H46V197H44ZM105 196H107V197L109 196L108 199H106L107 197H105ZM117 196H118V198H117ZM198 196L200 198H198ZM206 196H207V198H206ZM17 197H18V199H17ZM62 197L64 199H66V201L64 199H62ZM74 197H75V199H78L77 200L78 202L76 200L72 199ZM79 197H81L82 199L79 198ZM89 197L90 198L92 197V199H89ZM209 197H210V199L213 202L209 201L210 200ZM41 198L42 199L44 198V200L42 201ZM47 198H50L49 202H48V200L46 201ZM57 198L61 201V203H59V200ZM94 198H96V199H94ZM184 198H186L185 201L186 200H188V201L185 202ZM214 198H216V200ZM233 198H235L236 201ZM14 199H16V201L18 200L21 204L18 201L16 202ZM160 199L163 200V201L161 202ZM89 200H92V202L89 201ZM200 200H201V202H200ZM25 201H27V202H25ZM38 201H40V205H39ZM56 201H57V203H56ZM155 201H159V202H155ZM182 201H184L187 204H182L181 203L182 206H180L181 205L180 202H182ZM202 201H203V203H202ZM221 201H222V203H221ZM62 202L65 203L64 205H66V206L63 207L64 211H67V212L63 211L64 213L61 214L63 217L59 216V219H58V217H54V216L50 215V218H54L55 220H59L60 221L61 220L60 218H62V220L60 222H62L63 225H61L62 227L60 228L59 226H57V227L54 226V225H58V223L60 225V222H57L54 219H51L49 221V217L48 216H49L50 210L52 209V207H54V204L56 206V204H58V203L62 204ZM75 202H77L79 204L82 203V206H81V204L79 205V204H77ZM110 202H112V203H110ZM153 202L156 205H153ZM210 202H212V203H210ZM84 203L87 204V205H85ZM206 203L209 204V205H207ZM220 203L222 204L223 208L222 207H218L219 205L221 206ZM25 204L26 205L28 204L29 207L25 206ZM41 204L42 205L45 204L44 205V207L46 206L45 210L49 209L48 211H46V216L48 214L47 218H46V216L44 217V219L45 218L47 219V222H45V223L43 222V214L45 215V212H42L44 208L40 207ZM49 204H51V205L49 206ZM67 204H68V206H67ZM120 204H121V206H120ZM196 204H198L197 207H196ZM47 205L49 207L52 206L51 209ZM83 205H85L84 207H88V208H83V210L78 211V212H82L83 211L82 212V214L84 213L83 215L81 213H78V212H76V213L72 212V211H76L77 210L74 206H76V207L79 206V207L82 208ZM96 205L98 207H96ZM172 205H174L173 206L174 208L172 207ZM194 205H195V207H194ZM201 205L203 206V208H202ZM183 206H184V208H183ZM67 207L70 208V210H71L70 213H68L69 210H68ZM123 207H124L125 210L122 209ZM128 207H130V208H128ZM138 207H140V208H138ZM154 207L157 208V209H155ZM179 207H181V209ZM216 207H217V209H216ZM28 208H29V210H27ZM32 208H34V209H32ZM97 208H99V209H97ZM200 208L202 209V211L200 210ZM72 209H74V210H72ZM188 209H190V211ZM192 209L194 211H192ZM31 210H33V211L31 212ZM198 210H200V211H198ZM209 210H211L212 212L210 211L211 212L210 213ZM40 211H41L42 215H40L38 213ZM52 211H53V209H52ZM191 211L194 212V213H192ZM107 212H108V214H107ZM157 212L159 214H157ZM67 213H68V215H66ZM72 213L74 214V216L72 215ZM86 213H89V214H87L85 217H83ZM217 213H218V215H217ZM77 214H79V215H77ZM113 214H115V215H113ZM121 214H122V216L120 217ZM149 214H150V216H148ZM190 214H192V215L195 214V215L194 216H192V215L190 216ZM76 215L79 216V217H75ZM93 215H95V216H93ZM118 215H119V217H118ZM123 215L124 216L126 215L127 218H125V219L123 218L122 219ZM185 215H186V217L187 216H189V217H187L186 219H183V218H185ZM196 215H198V216H196ZM65 216H66V218H69V220L72 222V224L76 222L75 224H73V227H71L72 226L71 223H70L71 225H68L69 223L66 224V221L68 219L65 221ZM80 216H81V218H80ZM110 216H111V218H110ZM195 216H196V218L194 220ZM209 216L212 217V218H210ZM216 216H218V217H216ZM73 217L76 219L75 222L73 220ZM106 217H107V219H106ZM150 217H152V218H150ZM38 218L40 219L39 222L37 221ZM89 219H91V220H89ZM215 220H216L217 224H216V226H213V224L215 225V223H216ZM78 221H80V222H78ZM91 221H92V223H91ZM191 221H193V222H191ZM204 221H208V222H204ZM94 222H95V224H94ZM101 222H102V224H101ZM38 223H41V226L44 224L43 227H41L43 229L42 231H44V232H41L38 229V228H40ZM191 223L192 224L194 223L193 226H192ZM205 223H207V224H205ZM64 224H66L65 225L66 229L64 227ZM126 224H128V225H126ZM194 225H196V226H194ZM199 225L202 226V228L200 227L201 229L199 228ZM206 225H208V227ZM48 226H51V228L48 227ZM52 226H54L55 229L52 228ZM68 226L72 228L71 231L72 232L74 231L73 233L79 232V233H77L78 237H77L76 233H75V237H74V235L71 233V231H70ZM84 226H86V227H84ZM173 226H174V228H173ZM185 226L188 227V228H186ZM211 226H212V228H211ZM58 227H59V230H58ZM82 227H84V228H82ZM89 227H91L92 229L89 228ZM45 228H47V229H45ZM208 228H211V231ZM64 229H65V231H62ZM183 229H184V231H182ZM93 230L95 232H93ZM213 230H215V231H213ZM67 231L69 233H67ZM204 231H206V232L204 233ZM201 232L204 233V234L202 233L204 235V237H203V235H201ZM257 232L260 233V236L258 235ZM2 233H4V234L6 233L7 237L2 235ZM39 233H41V234H39ZM43 233H44V235H43ZM197 233H198V235H197ZM208 233H210L209 234L210 236H208ZM261 233H262V235H261ZM8 234L11 235L12 237H10ZM66 235H69L70 237L69 236L65 237ZM2 236H4L5 238L3 237V239H2ZM201 236L203 237V239H200ZM81 237L83 239H81ZM88 237H89L90 240L88 239ZM197 237H199V239ZM67 238H70V242H69V240ZM76 239H77L78 242H76ZM129 239H130V241H129ZM68 242H69V244H68ZM78 243H79V245H78ZM88 243H90V244H88ZM164 243H166V244H171L172 243L173 247L169 246V245H168L169 247H167V245L165 246ZM75 245L76 246L78 245L79 247L78 246L76 247ZM148 245H149V247H148ZM157 246H159V247H157ZM171 247H172V249L170 250L169 248H171ZM120 249H122V250H120ZM70 250H71V252H70ZM72 250L74 252L75 251L76 252L74 253ZM186 250H188L187 254L185 252ZM66 251H69V252H66ZM163 251H164V254L167 253V254H165L166 256H168L169 254L170 255L168 257H165V255L163 253H160V252H163ZM190 253L192 255H190ZM113 254H117V255H115L116 257L113 256ZM174 254H176V255L174 256ZM181 254L182 255L186 254V256H184V255L181 256ZM121 256H123V257H121ZM151 257L154 260L153 259L151 260ZM192 257H193L194 261L192 260ZM131 258H132V260H131ZM184 258H186V259H184ZM187 258H188V260H187ZM67 259L68 260L71 259V260L68 261ZM114 259H115L116 262L114 261ZM64 260H65L66 263L64 262ZM135 260H136V262H133ZM191 261H192V263H191ZM147 263H145V264H147ZM182 263H180V264H182ZM161 264H163V263H161Z\"/></svg>",
    "mask_w": 264,
    "mask_h": 264
},
{
    "label": "bare ground",
    "instance_id": "obj_2",
    "mask_svg": "<svg viewBox=\"0 0 264 264\" xmlns=\"http://www.w3.org/2000/svg\"><path fill=\"white\" fill-rule=\"evenodd\" d=\"M53 1H54V0H53ZM76 1H78V0H76ZM76 1H75V2H76ZM79 1H80V0H79ZM79 1H78V3H80ZM87 1H88V0H87ZM93 1H94V0H93ZM95 1H96V0H95ZM95 1H94V3H95ZM98 1H99V4H101V3H102L103 1H105V0H101L102 2H100V0H97L96 4H94V3L92 2V0H91V1L89 0V2H91L92 4L95 5V9L92 7L94 13H95V10H96V8H97V11H98V14H99V13H101V12L103 13V10H104V9H101V10H102L101 12H100V10H98V7H96V5L98 4ZM107 1L109 2V0H107ZM114 1H115V0H114ZM124 1H126V2H124ZM124 1L121 0V3H119L120 1L118 2V5H119V4L122 5V3L124 2L123 6H122L123 9H125V8H124V6H126L125 3L129 4L128 1H130V3H131V4H130L131 7H133L132 3H134V4L137 6V8L139 7V9H140V8H143V7L147 8V6H146L147 3L145 4L143 1H140V0H124ZM148 1H149V0H148ZM177 1H178V0H151V5H153L152 3L155 2L154 5H156V4L158 5V6H156L157 8H156L154 5L152 6V7H154V9L156 8V9L154 10V11H156L155 13L158 14L160 10H161V12L164 10V11H163L164 15H165V10L168 11V10H171V9H168V10H167V9H163V10L160 9V10H158V12H157L158 7H160V8H168V7H170V6H174L173 8H175V11H174V13H173V10H172L173 15L170 13V14L172 15L171 17H173L174 14H175V16H178V18L180 19L179 15H180V16H181V15H182V16H186V15L184 14L186 11H185V12H184V11H180L181 13L184 12V13H183L184 15H183V14H179V12H177L179 15L176 14V11H179V9H180V8H179V5H181L182 2H183L184 0H181V2H180L181 4L179 3V5H178V2H179L180 0H179L178 2H177ZM185 1H186L185 4L188 5V4H189L188 2H191V1H193V0H191V1H189V0H185ZM187 1H188V2H187ZM196 1H198V0H196ZM202 1H203V0H202ZM202 1L200 0L199 6H197V5L195 4V6H197V7H198L199 9H201V10L204 9V8H201V6H202L201 3H202ZM204 1H205V2H204L203 4H204V7H205V6H206L205 3H206L207 1H206V0H204ZM210 1H211V0H210ZM212 1H213V0H212ZM212 1H211V2H212ZM218 1H219V0H218ZM222 1H223V0H222ZM225 1H226V0H225ZM234 1H235V0H231L232 3H233ZM239 1H240V0H239ZM241 1H242V0H241ZM244 1L247 2L248 0H244ZM244 1L242 2V4H239V3H241V2H238V0H236V2H238L237 4H239V6H240V7L238 6L239 9L241 8V5H243ZM257 1H258V3H257V2H256V3H255V2H252V3H255V4H253V5H252V3L250 4V3L247 2L248 5H247V3H246L247 6L245 7V9H241V10H242L241 12L238 10V11H239V14L237 13L238 11H237V12H234L235 10L233 9L232 5H230V7H228V8H229V11H230V8L232 7V12H234V15H235V18H234V19L237 21V19H236V14H235V13H237L238 17H239L240 20H241V21L237 24V25L240 26V27H238V26L236 25V27H234V28H241V29H242V30H240L241 34L245 32L244 34H242V36H243V35H244V36L246 35V36L244 37L245 39L248 37V35L250 36L249 39L255 37L256 39L253 38V41H254V42H257V41H255V40H257V37H256V36H258V34H259V37H258V38H260V33L264 31V29H263V30L260 29V27H262V26H260L258 29H257V27H256V25H257L256 23H258V22H259L260 24L264 23V22L261 23V21H264V0H262V1H261V0H257ZM0 2H1V1H0ZM5 2H6V4H7V1H5ZM10 2H11V1H10ZM60 2H62V1H60ZM60 2H59V3H60ZM63 2H65V1L63 0ZM71 2H74V1H71ZM71 2L68 3L66 6L69 7V6L71 5V6H75V7H76L77 4H75V2H74V4L72 5ZM85 2H86V1H85ZM89 2H88V6L90 5ZM115 2H117V1H115ZM115 2H113V3H115ZM215 2H217V1H215ZM226 2H227V1H226ZM229 2H230V0H229ZM250 2H251V1H250ZM66 3H67V1H66ZM103 3H104V5H107V2H106V1L103 2ZM103 3H102V4H103ZM105 3H106V4H105ZM187 3H188V4H187ZM193 3H194V2H193ZM220 3H221V4H225V2H224V3H223V2H220ZM53 4H54V3H53ZM69 4H70V5H69ZM92 4H91V6H92ZM200 4H201V5H200ZM206 4H208V3H206ZM237 4L234 3V6H237ZM244 4H245V3H244ZM1 5H2V3H1ZM61 5H62V3H61ZM79 5H80L79 8H81V7L83 6V4H79ZM130 5H129V6H130ZM151 5H150V6H151ZM190 5L193 6L192 3H190ZM62 6H63V5H62ZM71 6H70V7H71ZM85 6H86V5H85ZM177 6H178V7H177ZM182 6H183V10L186 9L185 7H187V6L184 7L183 4H182ZM182 6H181V7H182ZM192 6H191V7H192ZM6 7H8V6H6ZM75 7H73V8H75ZM77 7H78V6H77ZM100 7L103 8L102 6H100ZM106 7H107V6H106ZM120 7H121V6H120ZM176 7L178 8L177 10H176ZM193 7H194V6H193ZM1 8H2V7H1ZM126 8H127V7H126ZM128 8H129V7H128ZM133 8H134V7H133ZM170 8H172V7H170ZM221 8H223V5H222ZM221 8H220V9H221ZM225 8H226V11H227L228 9H227L226 6H225ZM243 8H244V7H243ZM9 9H10V8H9ZM77 9H78V8H76V10H77ZM143 9H144V8H143ZM193 9H196V8L194 7ZM193 9H192V10H193ZM237 9H238V8H236V10H237ZM11 10H12V9H11ZM134 10L136 11L137 9H134ZM144 10L146 11V9H144ZM147 10H152V9H147ZM181 10H182V8H181ZM192 10H190V14H192V15L197 14V13H194V14L191 13ZM197 10H198V9H197ZM222 10H223V9H222ZM233 10H234V11H233ZM2 11H3V8H2ZM2 11H0V13H2ZM90 11L92 12L91 15H94V16L97 15V11H96V15L93 14V11H92V10H90ZM145 11L142 12V14H141V15H143V16H140V15H139L141 18H143L144 16L146 17L147 15H150V14H149L150 11L148 12V14H146L147 12L145 13ZM154 11H151V12H153V14H154ZM193 11H194V10H193ZM193 11H192V12H193ZM195 11H196V10H195ZM198 11H200V10H198ZM218 11H219V10H218ZM226 11H225V12H226ZM229 11H227V12H229ZM3 12H6V11H3ZM12 12H13V10H12ZM151 12H150V13H151ZM161 12H160L159 14H161ZM169 12H170V11H168V13H169ZM188 12H189V11H188ZM225 12H223V14H222L223 16H226V15H225V14H226ZM232 12H231V13H232ZM135 13H136V12H135ZM138 13H139V12H138ZM138 13H136V14H138ZM140 13H141V12H140ZM163 13L161 14L162 16L160 15V16H161V17H160V20H161V18L163 17ZM151 14H152V13H151ZM153 14L149 16V18L152 16V18H151L152 20L150 19V20L153 22V26H151L152 28L155 27V26H154V25H155L154 23H156V22L158 21L157 18H159V17H158L159 14H158V16H156L157 18H156V17L154 18V20L157 19V21H156V20L153 21V17H154V15H155V14H154V15H153ZM166 14H167V13H166ZM170 14H169V15H170ZM186 14H187V12H186ZM188 14H189V13H188ZM198 14H199V13H198ZM198 14H197V15H198ZM200 14H201V13H200ZM216 14H217V12H216ZM218 14H219V13H218ZM218 14H217V15H218ZM2 15H3V14H2ZM5 15H8V13L5 14ZM5 15H4V18L7 17V16H5ZM192 15H191V16L189 15V16L192 17ZM197 15H196V17H197ZM217 15H216V16H217ZM219 15H221V13H220ZM222 15H221V16H222ZM232 15H233V14H232ZM8 16H9V15H8ZM12 16H13V15H11V17H12ZM97 16H98V15H97ZM165 16H168V15H165ZM199 16H200V15H199ZM11 17H9V18H11ZM16 17L18 18V16H16ZM140 17H139V18H140ZM147 17H148V16H147ZM171 17H170L169 20H171ZM196 17L193 16L194 19H195ZM212 17H214V16H212ZM9 18H8V21H11V19H9ZM12 18H15V17L13 16ZM92 18H93V16H92ZM141 18H140V19H141ZM176 18H177V17H176ZM176 18H174V19L177 20L178 18H177V19H176ZM188 18H189V17H188ZM193 18H192V20H193ZM218 18H219V17H217V19H218ZM223 18H225V17H223ZM223 18L221 17V19H223ZM19 19H20V18H19ZM162 19H163V18H162ZM179 19L177 20V22L180 21ZM189 19H191V18H189ZM197 19H198V18H197ZM197 19H196V21H197ZM219 19H220V18H219ZM4 20H5V19H4ZM160 20H159V21H160ZM165 20H168V19L165 18ZM169 20H168V22H169V24H171L170 22H172V21H169ZM175 20H174V22H175ZM201 20H202V19H201ZM203 20H204V19H203ZM205 20H206V19H205ZM238 20H239V19H238ZM260 20H261V21H260ZM21 21H22V20H21ZM159 21H158V23L156 24V25H157V26L155 27L156 29H155V28L152 29V34H153V31H154V32L157 31L156 33H158V31L160 30L159 27H161L162 25H163L164 27H168V28H172V27H173L172 25H171V26H167L168 23H167L166 21L164 22V20H163V21H160V22H159ZM181 21H182V19H181ZM181 21H180V22H181ZM236 21H235V22H236ZM1 22H2V21H0V23H1ZM152 22H151V23H152ZM174 22H172V24H173ZM177 22H176V23H177ZM189 22H190V21H189ZM189 22H188V23H189ZM201 22L203 23V21H201ZM201 22H200V23H201ZM233 22H234V20H233ZM233 22L231 21L232 25H234ZM12 23H14V22H12ZM159 23H160V24L163 23V24H161V26H160ZM165 23H167V25H166ZM178 23H179V22H178ZM3 24H4V23H3ZM7 24H9V23H7ZM33 24H34V23H33ZM33 24H32V25H33ZM179 24H180V23H179ZM179 24H178V26H179ZM181 24H182V22H181ZM183 24H184V22H183ZM186 24H187V23H186ZM186 24L183 25V26L185 27ZM10 25H11V24H10ZM30 25H31V24H30ZM34 25H35V24H34ZM165 25H166V26H165ZM232 25H231V27H233ZM258 25H259V24H258ZM4 26H5V25H4ZM35 26H36V25H35ZM176 26H177V24H176ZM176 26H174V27H176ZM178 26H177V27H178ZM234 26H235V25H234ZM263 26H264V24H263ZM8 27H9V26H8ZM10 27H11V26H10ZM181 27H182V26H181ZM202 27H203V26H202ZM158 28H159V30H158ZM162 28H163V27H162ZM168 28H167V31H168V33H169L170 30H169ZM234 28H232V29H234ZM174 29H175V28H174ZM174 29H173V30H174ZM155 30H156V31H155ZM176 30H177V29H175V31H176ZM181 30H182V28H181ZM234 30H235V29H234ZM234 30H233V31H234ZM258 30H259V31H258ZM36 31H37V30H36ZM160 31H162V30H160ZM160 31H159V37H161L160 34H162V32H160ZM165 31H166V30H165ZM171 31H172V30H171ZM177 31H178V30H177ZM177 31L174 32V33H178ZM184 31H186V30H184ZM243 31H244V32H243ZM39 32H41V31H39ZM163 32H164V31H163ZM179 32H180V31H179ZM182 32H183V31H182ZM235 32H236V31H235ZM235 32H234V33H235ZM30 33H31V31H30ZM166 33H167V32H166ZM166 33H165V34H166ZM172 33H173V32H172ZM204 33H205V32H204ZM40 34H41V33H40ZM43 34H44V33H43ZM216 35H217V39L215 38V35L212 34V36H213L212 38H213V39L211 38V40H209L210 43H211L212 41H215V40H217V41H215V43H216V42H217V44H218V43H221V42H220L221 39L219 40L218 38H222V37H220L218 34H216ZM229 35L231 36L232 34H229ZM34 36H35V35H34ZM36 36H37V35H36ZM40 36H41V35H39V37H40ZM162 36H163V35H162ZM183 36H184V34H183ZM230 36L228 37V39L230 38ZM251 36H253V37H251ZM39 37H37V38H39ZM45 37H47V36H45ZM45 37H44V38H45ZM150 37H151V36H150ZM210 37H211V36H210ZM210 37H209V39H210ZM234 37L237 38L238 36H234ZM214 38H215V40H214ZM235 38H233V39H235ZM262 38L264 39V35L262 36ZM40 39L43 40L42 37H41ZM46 39H47V38H45L44 41H46ZM151 39H153V38H151ZM157 39H158V38H157ZM166 39H167V38H166ZM205 39H206V38H204V41H205ZM228 39L226 38V41H227ZM51 40H53V39H51ZM51 40H50V41H51ZM159 40H160V39H159ZM218 40H219V42H218ZM250 40H251V39H250ZM44 41H43V42H44ZM50 41H49V42H50ZM54 41H55V40H53L52 43H53ZM222 41H223L225 44L228 43V42H225V38H222ZM228 41H229V40H228ZM230 41H231V38H230ZM230 41H229V43H230ZM232 41H233V40H232ZM232 41H231V44H233V46H232V48H233V47H234V42H236V41H233V42H232ZM244 41L247 42L248 39H246V40H244ZM262 41H263V40H262ZM37 42H38V39H37ZM49 42H48V40H47V43H49ZM55 42H56V41H55ZM58 42H59V41H58ZM58 42H56V43H58ZM68 42H69V41H68ZM79 42H80V41H79ZM132 42H134V41H132ZM246 42H245V45H243V46H246V45L248 44V43H246ZM258 42H259V40H258ZM41 43H42V42H41ZM47 43H46V44H47ZM52 43H51V44H52ZM208 43H209V42H208ZM210 43H209L208 46H211ZM224 43H223V44H224ZM229 43L226 44L227 47H228V45L231 46ZM237 43L239 44V41H237ZM259 43H260V42H259ZM42 44H44V43H42ZM53 44H54V43H53ZM79 44H80V43H79ZM151 44H153V43H151ZM192 44H193V43H192ZM211 44H212V43H211ZM252 44H253V43H252ZM58 45H59V44H58ZM68 45H69V44H68ZM75 45H76V44H75ZM77 45H78V44H77ZM103 45H104V44H103ZM214 45H215V44H214ZM239 45H241V43H240ZM239 45H238V46H239ZM47 46H48V45H46L45 47H47ZM56 46H57V45H56ZM56 46L54 45L55 48H56ZM79 46H80V45H79ZM81 46H82V45H81ZM100 46H102V45H100ZM131 46H132V45H131ZM208 46H207V47H208ZM247 46H248V45H247ZM247 46H246V47H247ZM37 47H40V46H37ZM41 47H42V46H41ZM43 47H44V46H43ZM43 47H42V48H43ZM45 47H44V48H45ZM54 47H53V48H54ZM58 47H60V46H58ZM71 47H72V46H71ZM104 47H105V45H104ZM104 47H103V48H104ZM154 47H155V46H154ZM198 47H199V46H198ZM201 47L203 48V46H201ZM212 47H213V46H212ZM214 47L216 48V46H214ZM251 47H253V46H251ZM257 47H258V46H257ZM53 48H52L51 50H53ZM73 48H74V47H73ZM73 48H72V49H73ZM222 48H223V47H222ZM235 48H236V47H235ZM239 48H241V47L239 46ZM242 48H243V47H242ZM259 48H260V47H259ZM56 49H57V48H56ZM89 49H90V48H89ZM100 49H101V48H100ZM146 49H147V48H146ZM208 49H209V48H208ZM220 49H221V48H220ZM220 49H219V50L217 49V50H218V52L220 51V52L222 53L223 51H221ZM225 49H226V48H225ZM3 50H4V49H3ZM45 50H46V49H45ZM70 50H71V49H70ZM80 50H81V48H80ZM102 50H103V49H102ZM148 50H149V49H147V51H148ZM168 50H169V49H168ZM199 50H201V49H199ZM204 50H206L205 47H204ZM204 50L202 51L203 54H205V53L207 52V51L205 52ZM209 50H210V49H209ZM237 50H238V49H237ZM48 51H50V50H48ZM53 51H56V50L54 49ZM53 51H52V54L55 53V52H53ZM57 51H58V50H57ZM67 51H69V50H67ZM81 51H82V50H81ZM96 51H97V48H96ZM143 51H144V50H143ZM226 51H227V53H228V49H227ZM233 51L235 52L234 48H233ZM0 52H3V51H2V48H1V51H0ZM60 52H61V51H60ZM60 52L58 51V54H59ZM78 52H79V51H78ZM106 52H107V51H106ZM154 52H155V51H153V52H151V53H154ZM156 52H157V51H156ZM204 52H205V53H204ZM209 52H210V51H209ZM209 52H208V53H209ZM218 52H217V53H218ZM224 52H225V50H224ZM230 52H231V51H230ZM253 52H254V51H253ZM253 52H252V53H253ZM99 53H100V52H99ZM101 53H102V52H101ZM151 53H150V54H151ZM174 53H175V52H174ZM217 53H216V54H217ZM231 53H233V52H231ZM2 54H3V56H4V55H6L7 53L4 52V53H2ZM56 54H57V53H56ZM157 54H158V53H157ZM157 54L154 53L153 55H155V57H156ZM172 54H173V53H172ZM176 54H178V53L176 52ZM179 54H180V53H179ZM211 54H212V53H211ZM213 54H214V53H213ZM216 54H214V55H216ZM219 54H220V53H219ZM153 55H151V56H153ZM180 55H181V57H182V54H180ZM195 55H197V54H195ZM205 55H206V54H205ZM214 55H212V56L215 57ZM220 55H221V54H220ZM229 55H230V53H229ZM229 55H227V56H229ZM250 55H251V54H250ZM252 55H253V54H252ZM261 55H262V54H261ZM60 56H61V55H60ZM92 56H93V55H92ZM165 56H166V55H165ZM171 56H173V55H171ZM191 56H192V55H191ZM200 56H201V53H200ZM221 56H222V55H221ZM221 56H219V57H221ZM232 56H233V55H232ZM236 56H237V55H236ZM93 57H95V55H94ZM178 57H179V56H178ZM198 57H199V55H198ZM198 57H197V58H198ZM207 57H208V55H206V57L204 56V58H205L204 61H205L206 63L210 64V63L207 62V61H211L212 59H211L210 55H209V58H207ZM225 57H226V56H225ZM225 57H224V58H225ZM229 57H230V56H229ZM262 57H263V56H262ZM4 58H5V56H4ZM20 58H21V57H20ZM20 58H19V59H20ZM49 58H50V57H49ZM63 58H64V57H63ZM152 58H153V57H152ZM162 58H163V57H162ZM171 58H174V57H171ZM176 58H177V57H176ZM179 58H180V57H179ZM195 58H196V57H195ZM200 58H202V56H201ZM239 58H240V57L237 56V60H236V61H238ZM244 58H245V57H244ZM19 59L16 58V63H18V60H19ZM21 59L23 60V58H21ZM21 59H20V60H21ZM50 59H51V58H50ZM95 59H96V58H95ZM97 59H98V58H97ZM157 59H158V57H157ZM180 59H181V58H180ZM188 59L190 60V57H189ZM202 59H203V58H202ZM220 59H221V58H220ZM234 59H235V58H234ZM246 59H248V58H246ZM254 59H255V58H254ZM254 59H253V62H254ZM263 59H264V58H263ZM5 60H7V55H6ZM11 60H12V61H10V63L13 62V60H15V59H11ZM20 60H19V61H20ZM99 60H100V59H99ZM155 60H156V59H155ZM197 60H198V59H197ZM199 60H200V59H199ZM216 60L219 61L218 58L216 57V59L214 60V63H215ZM221 60H222V59H221ZM243 60H245V59H243ZM243 60L241 59V62H242V63L244 62ZM1 61H2V60H1ZM7 61H8V60H7ZM25 61H27V60L25 59ZM38 61L44 62V63L47 65V67H48V65H49V67H50V65L54 63V61L51 62V60H50V63H51V64H50L49 62H48V64H47L46 61H48V60H46V61H42L41 59H37V61L35 60L34 62L37 63ZM96 61H97V60H96ZM96 61H95V62H96ZM174 61H175V59H174ZM176 61H177V60H176ZM176 61H175V63H176ZM201 61H202V60H201ZM201 61H200V62H201ZM231 61H234V60H231ZM261 61H262V60H261ZM2 62H4V65L6 66V64H5L6 61H2ZM8 62H9V61H8ZM8 62H7V63H8ZM59 62H60L59 64L61 65V66H60V68H61L63 65H62L61 61H59ZM103 62H104V61H103ZM151 62H152V61H151ZM163 62H164V61H163ZM184 62H185V61H184ZM219 62H220V61H219ZM238 62H239V61H238ZM258 62H259V61H258ZM258 62H257V64H258ZM0 63H1V62H0ZM14 63H15V62H14ZM35 63H34V64H35ZM55 63L58 64L57 62H55ZM66 63H67V62H66ZM97 63H98V62H97ZM187 63H188V62H187ZM190 63H191V62H190ZM190 63H189V65L192 66ZM202 63H203V62H202ZM216 63H217V62H216ZM239 63H240V62H239ZM261 63H262V62H259V64H261ZM19 64H22L21 66H23V65L25 64V66H26L27 63H26V62H23V63H22V61H20V62L18 63V65H19ZM38 64H39V63H38ZM56 64H55V65H56ZM59 64H58V65H59ZM163 64H164V63H163ZM178 64H179V63H178ZM181 64H182V63H181ZM181 64H179V65L182 66ZM195 64H196V63H195ZM199 64H200V63H199ZM203 64H204V63H203ZM203 64H202V65H203ZM229 64H230V63H229ZM240 64H241V63H240ZM240 64H238V65H240ZM253 64H255V63H252V66H253ZM8 65H13V66H15L16 64H15V65H14V64H8ZM18 65H17V67L21 68L20 65H19V66H18ZM35 65H36V67H39L40 65L42 66V65H44V64H43V63H42V64L40 63V65H37V64H35ZM67 65H68V64H67ZM67 65H66V66H67ZM186 65H187V64H186ZM193 65H194V64H193ZM197 65H198V64H197ZM242 65H243V64H242ZM242 65H240V66H242ZM51 66H53V65H51ZM66 66H64L65 68H63V70L66 69V71H67ZM102 66H103V65H102ZM168 66H169V65H168ZM187 66H188V65H187ZM200 66H201V65H200ZM200 66H199V67H200ZM255 66H256V64H255ZM6 67H7V66H6ZM23 67H24V66H23ZM23 67H22V68H23ZM26 67H27V66H26ZM26 67H25V68H26ZM45 67H46V66H45ZM68 67H69V66H68ZM70 67H71V66H70ZM70 67H69V68H70ZM75 67H76V66H75ZM75 67H74V68H71V71H72V69L75 70V71L78 70L77 72L74 71L75 73H78V72H79V69H75ZM166 67H167V66H166ZM169 67H170V66H169ZM177 67H178V65H177L175 68H177ZM185 67H186V66H185ZM196 67H197V66H195V70H196ZM199 67H197V69H198ZM233 67H234V62H233ZM242 67H243V66H242ZM256 67H257V66H256ZM256 67H255V69H256ZM22 68H21V69H22ZM25 68H24L23 70H25ZM43 68H44V67H43ZM56 68H57V67H56ZM76 68H77V67H76ZM105 68H106V67H105ZM178 68H179V67H178ZM178 68H177V69H178ZM186 68H187V67H186ZM257 68H258V67H257ZM6 69H7V68H6ZM10 69L12 70V67H11V66H10ZM13 69L15 70L16 67L13 68ZM17 69H18V68H17ZM29 69H30V68H29ZM31 69H32V68H31ZM39 69H40V68H39ZM39 69H38V70H39ZM44 69H45V73L43 72V74H44V75L46 76V78L48 79V78H49V75H50V74H48L49 71H46L47 68H44ZM44 69H43V70H44ZM48 69H49V68H48ZM58 69H59V68H58ZM61 69H62V68H61ZM102 69H103V67H102ZM177 69H176V70H177ZM180 69H181V68H180ZM187 69H188V68H187ZM199 69H200V68H199ZM199 69H198V71H201V70H199ZM201 69H202V67H201ZM247 69H248V68H247ZM247 69H246V70H247ZM249 69H251V67H250ZM249 69H248V70H249ZM252 69H253V67H252ZM252 69H251L250 71H252ZM0 70H1V67H0ZM8 70H9V69H8ZM14 70H12L11 73L14 72ZM26 70H27V68H26ZM32 70H34V72H33V74H32V73H31V74H32L33 77L35 78V74H36V72H37V69H36V72H35V69H32ZM52 70H54V68H53ZM69 70H70V69H69ZM82 70H83V69H82ZM156 70H157V69H156ZM184 70H185V69H184ZM189 70H190V69H189ZM246 70H245V72H248V71H246ZM260 70H261V68H260ZM260 70H259V71H260ZM262 70H263V71H262V74H264V69H262ZM2 71H4V69H2L1 72H0V103L6 105V107H4L3 109H4V110H7V111H4V112H5L4 115H6V117H5L6 119H5V120L3 119V116H4V115H2V118H1V117H0V118H1L2 120H4V123H6L7 126H9V127H16V128H17V131H18V132L16 131V134L18 133V134H19V137H20V139H21V141L25 142V143L27 144V147L29 146L28 148L30 149V152H32L33 154H35L34 156H35L36 161H37V157H36V156H38V155H40V154L43 153V151H44L46 145H47V147H48V145L51 144V143H53L54 141H59L60 139L64 138L63 136H64V135H67V133H68V135H70V134H69V130H70L71 128H69V125H68L67 123H62V120L60 121L62 124H61L60 122H59L60 124H58V125L54 124V122H53V121H54V118H55L54 116H53V117H54L53 119L50 118L51 121H50V119H49V122L46 121V120H44V119H46L47 117L44 116V115H42L43 113H41V112H40L41 114H40V113H39V114H40V116H41V115L44 116V117H41V118H44L43 120H40V119L37 120V121H34V119H33L32 121H30V119L27 120V119L25 118V115H24V114H25V112L28 113V112H30L31 110H33V108H32L33 106H32V104H30L32 101L29 103V99H26V101L31 105V107H30L31 110H29L28 108H27L28 110H26V105L23 104V105H24V106H23V105H21V103L19 104V102H21L22 100H23L22 102H25L24 99H21V98H24V97H25V96H24V97H22V96L25 94L26 91L24 92V90H23L21 87H19L17 84H13V83L10 81V79H9L10 77H9V76L11 75V73H10V75H9V71H7V73H5V71H4V72H2ZM30 71H31V70H30ZM41 71H42V70L40 69V73H41ZM110 71H111V70H110ZM170 71H171V73H172V70H170ZM178 71L181 72V70H179V69H178ZM185 71H186V70H185ZM187 71H188V70H187ZM191 71H192V70H191ZM191 71H189V74H190L189 76H190V77H191V75H193V73H190ZM193 71H194V70H193ZM31 72H32V71H31ZM46 72H48L47 75H46ZM59 72H60V70H59ZM74 72H73V74H74ZM82 72H85V70L82 71ZM86 72H87V71H86ZM103 72H104V71H103ZM108 72H109V71H108ZM174 72H175V71H174ZM182 72H184V71H182ZM194 72H196V71H194ZM257 72H258V71H257ZM1 73H3V74H1ZM24 73H27V74H24ZM24 73L22 74V72L20 71L19 74H22V76L25 75V78H26V79H27L28 77H29V79H30V80L27 79L28 82L25 81L26 79H25L24 81H25L26 83H29V84L33 83V82H31V81H33L34 79L32 80V78H33L32 75L28 74L29 71H28V70H27V71H24ZM34 73H35V74H34ZM50 73H51V72H50ZM55 73H56V72H55ZM55 73H52L51 76H52L53 74H55ZM61 73H63V72L61 71L60 74H61ZM80 73H81V72H80ZM89 73H90V72H89ZM109 73H110V72H109ZM187 73H188V72H187ZM239 73H240V71H239ZM252 73H255V71H253ZM258 73H259V72H258ZM15 74H16V73H15ZM19 74H18V72H17V75H19ZM37 74H38V73H37ZM43 74H42V75H43ZM63 74H65V73H63ZM63 74H61V75H63ZM67 74H68V73L65 74V75H66L65 78H67V77L69 76V75H67ZM73 74H71V75H73ZM78 74H79V73H78ZM85 74H86V73H85ZM87 74H88V72H87ZM87 74H86V75H87ZM91 74H93L92 76H93L94 78L96 77V76L94 75V73L91 72L90 75H91ZM102 74H103V73H102ZM104 74H105V73H104ZM110 74H111V73H110ZM195 74H196V73H195ZM199 74L201 75V73H199ZM246 74H248V73H245V75H246ZM28 75H30V76H28ZM39 75H40V74H38V76H39ZM44 75H43V79L45 78ZM65 75H64V76H65ZM79 75H80L81 77H80ZM79 75H78V76H79L81 79H83V77H86V76H84V74H83V75L79 74ZM179 75H180V74H179ZM236 75H238V73H237ZM236 75H233L232 77L235 78V77H237ZM243 75H244V74H243ZM243 75H242V78H244ZM249 75H250V74H249ZM249 75H248V76H249ZM254 75H256V74H254ZM254 75H253V76H254ZM259 75H260V73L258 74V76H259ZM19 76H20V75H19ZM22 76H20V77H22ZM26 76H27V77H26ZM51 76H50V78H51ZM53 76H54V75H53ZM64 76H63V77H64ZM76 76H77L76 74H75V77L73 76L74 79L78 77V76H77V77H76ZM82 76H83V77H82ZM87 76H88V75H87ZM103 76H104V75H103ZM103 76H102V77H103ZM107 76H108V75H107ZM234 76H235V77H234ZM238 76H239V75H238ZM248 76H245V78L248 77ZM253 76H252V77H253ZM17 77H18V76H16V78H17ZM39 77H40V76H39ZM70 77H71V76H70ZM79 77H78V78H79ZM98 77H99V75H98ZM116 77H117V76H116ZM196 77H197V74H196ZM252 77H251V78H252ZM261 77H262V76L260 75V78H261ZM18 78H19V77H18ZM18 78H17V79H18ZM50 78L48 79V81L50 80ZM52 78H54V77H52ZM60 78H62V77L59 76V79H60ZM65 78H64V79H65ZM94 78H93V79H94ZM100 78H101V76L99 77V80L101 81ZM113 78H114V77H113ZM181 78H182V77H181ZM194 78H195V76H194ZM237 78H239V77H237ZM245 78H244V79H245ZM20 79H21V78H19V80H20ZM23 79H24V78H23ZM35 79H37V77H36ZM41 79H42V78L40 77L39 80L42 82L43 79H42V80H41ZM55 79H56V81L59 80V79L57 78V76L55 77ZM55 79H53L52 82H54ZM64 79H62V81H63ZM67 79H68V78H67ZM67 79H66V80H67ZM86 79H87V77L85 78V80H86ZM93 79L91 78V81H92ZM97 79H98V78H97ZM97 79L95 78L94 80H96V81H95V82L93 81V83H95V85H94V84H93V85L96 86V87H98V86L100 85V83L97 82ZM103 79H104V78H103ZM116 79H117V78H116ZM223 79H224V77H223L221 80H223ZM227 79H228V78H227ZM227 79H225L224 81H221V83H222V82L226 83L225 81H226ZM235 79H236V78H235ZM235 79H233V80H235ZM244 79H243V80H244ZM247 79H248V78H246V80H247ZM249 79H250V77H249ZM255 79H256V78H255ZM21 80H22V79H21ZM21 80H20V81H21ZM51 80H52V79H51ZM51 80H50V81H51ZM68 80H70V79H68ZM87 80H88V79H87ZM106 80H108V79H106ZM106 80H104V82H105ZM187 80H188V78H187ZM228 80H229V79H228ZM231 80H232V78H231ZM237 80H238V82L241 81V80H239V79H237ZM237 80H236V81H237ZM246 80H245V81H246ZM251 80H252V79H251ZM251 80L249 81V83L251 82ZM29 81H30L31 83H30ZM44 81H46V79H45ZM50 81H49V83H51ZM59 81H61V80H59ZM59 81H58V82H59ZM62 81H61V82H62ZM70 81H71V80H70ZM70 81H69V82H70ZM253 81H254V80H253ZM25 82H23V83H25ZM58 82H55V84L58 83ZM101 82H102V81H101ZM242 82L244 83V81H242ZM242 82H240V83H242ZM256 82H257V81H255V83H256ZM21 83H22V82H21ZM34 83L36 84V80H34ZM34 83H33V84H34ZM37 83H39V82H37ZM42 83H43V82H42ZM44 83L47 85L48 82L46 81V82H44ZM49 83H48V85L51 86L52 83H51V84H49ZM65 83H66V82H65ZM88 83H90V84L92 85L91 82H88ZM96 83H97L98 85H96ZM108 83H109V81H108ZM108 83H107V85H108ZM113 83H114V82H113ZM117 83H118V82H117ZM133 83H134V84H132V85H135V86H136L135 82H133ZM229 83H231V82H229ZM236 83H237V82H236ZM243 83H242V84H243ZM259 83H260V82H259ZM259 83H258V85H259ZM261 83H262V82H261ZM33 84H31V85H32V88H33ZM35 84H34V85H35ZM104 84H105V83H104ZM128 84H129V83H128ZM137 84H138V83H137ZM263 84H264V83H263ZM31 85H30V86H31ZM36 85H37V84H36ZM36 85H35V86H36ZM41 85H42V84L37 85V86H39V90H38V91H40V88L42 87ZM58 85H59V84H58ZM63 85H64V84H63ZM77 85H78V84H77ZM184 85H185V84H184ZM212 85H213V84H211L210 87H211ZM215 85H216V83L214 84V87H215V88H217V87L220 86L219 83H218V85H216V86H215ZM226 85H227V83H226ZM229 85H233V82H232V84H229ZM240 85H241V84H240ZM245 85H246V84H245ZM37 86H36V87H37ZM40 86H41V87H40ZM43 86H44L43 88H46V89H47V86L45 87L44 84H43ZM49 86H48V91H46V90H41V92H42V94H43L44 96L46 95V100L49 99L48 102L45 103V105L48 104V106H51V107H49V108H52V109H50V110H51V111L53 110V114H52V112H49V117H50V113H51L52 115L57 116V115H59V114H57V112H56V110H58V108H57V106H55L54 104H55V101L57 100V99H55V97H56V95H57L58 93L55 95V94H54V91L52 90V89H53V88H52L53 85L50 87V89H49ZM54 86H55V85H54ZM54 86H53V87H54ZM100 86H101V85H100ZM100 86H99V88H100ZM102 86H103V83H102ZM109 86H110V85H109ZM138 86L140 87V84L137 85V88H138ZM207 86H208V85H207ZM227 86H228V85H227ZM238 86H239V85H238ZM254 86H255V84H254ZM56 87H57V85H56ZM62 87H63V86H62ZM64 87H66V86L64 85ZM70 87H71V86H70ZM70 87H69V88H70ZM110 87H111V86H110ZM110 87H109V88H110ZM231 87H232V86H231ZM244 87H245V86H244ZM250 87H252V86H250ZM255 87H256V86H255ZM259 87H260V86H259ZM259 87H258V88H259ZM43 88H42V89H43ZM66 88H67V87H66ZM81 88H82V87H81ZM81 88H80V90L82 91V93H79V92H81L80 90H78L79 92H77V89H76V92L79 93V94H77V93L75 92L76 95L74 94L73 96H70V94L68 93L69 98H68L67 94H64V93H63L64 96L61 95L62 93H61V91H60V93H61V94H59L60 97L58 96V97H56V98H58V99L60 98V99H62V101H63V98H61V97L63 96V97L66 98V96H67L66 99L64 98L65 102L63 101V102H64V103H63L64 106L62 105V102H61V104H60V102H59L60 99H59V101H58L59 104L63 107V108L61 107L62 111L64 110V111H67V112H71V113L73 114V112H75V111L79 110L80 108H82V105H83L84 103L87 104L86 102H89V101L91 100L90 98H92V96H94V95H92V92L89 91L90 89L88 88V89H89L88 91H84L85 89H83V88L81 89ZM105 88H106V87H105ZM105 88H104V89H105ZM111 88H112V87H111ZM111 88H110V89H111ZM137 88H136V89H137ZM142 88H143V87H142ZM146 88H147V87H146ZM146 88L143 89L144 92H145V90H147ZM241 88H242V85H241ZM246 88H249V87H246ZM34 89H35V87H34ZM37 89H38V88H37ZM37 89H36V90H37ZM113 89H114V88H113ZM113 89H112V91H113ZM206 89H207V88H206ZM232 89H233V88H232ZM36 90H34V91H36ZM50 90L53 91V94L50 92ZM86 90H87V89H86ZM127 90H128V89H127ZM150 90H151V88H150ZM115 91H116V90H115ZM129 91H131V90H129ZM129 91H128V92H129ZM136 91H138V89H137ZM140 91H141V90H140ZM43 92H44L45 94H44ZM48 92H49V93H48ZM71 92H72V91H71ZM141 92H142V91H141ZM144 92H143V93H144ZM36 93H37V92H36ZM95 93H96V92H95ZM113 93H114V92H113ZM129 93H130V92H129ZM151 93H152V92H151ZM38 94H39V92H38ZM104 94H105V93H104ZM132 94H135V93H132ZM146 94H149V92L146 93ZM25 95H28V94H25ZM40 95H41V93H40ZM48 95H49V96H48ZM50 95H52V96H50ZM53 95H55L54 98H52ZM65 95H66V96H65ZM95 95H96V94H95ZM118 95H119V94H118ZM122 95H123V94H122ZM122 95H121V96H122ZM130 95H131V94H130ZM153 95H154V94H152L151 96L154 97ZM164 95H166V94L164 93ZM31 96H32V95H31ZM124 96H125V95H124ZM146 96H147V95H146ZM151 96H150V94H149V96H147L148 98H146L149 104L146 103L147 101H146V100L144 101V99H143L142 102H139V103H143V102H144V103L148 104V105L150 106V108L153 107L151 103H156V102H153V101H155V100L157 101L158 98H156L155 100L153 99L152 102H151V101L149 100V99L152 98ZM155 96H156V95H155ZM36 97H37V96H36ZM42 97H43V96H42ZM103 97H104V100H105V96L102 95V98H103ZM125 97H126V96H125ZM149 97H151V98H149ZM25 98H26V97H25ZM43 98H44V97H43ZM97 98H98V97H97ZM154 98H155V97H154ZM249 98H251V97H249ZM31 99H34V98H31ZM51 99H52V102H51ZM111 99H112V98H111ZM116 99H117V98H116ZM127 99L130 100V98H128V96H127V98H126V101H127ZM18 100H19V102H18ZM20 100H21V101H20ZM38 100H39V99H38ZM43 100H44V99H43ZM54 100H55V101H54ZM134 100H135V99H134ZM134 100H133V101H134ZM14 101H16V104H17L18 106H12V105H11V103H13ZM44 101H45V100H44ZM44 101H43V102H44ZM95 101H96V100H95ZM120 101H121V100H120ZM130 101H131V100H130ZM149 101H150V102H149ZM17 102H18V103H17ZM34 102H35V101H34ZM45 102H46V101H45ZM93 102H94V100H93ZM110 102H112V101H110ZM115 102H116V101H115ZM137 102H138V101H137ZM160 102H161V100H160ZM244 102H245V100H244ZM53 103H54V104H53ZM126 103H127V102H126ZM126 103H125V104H126ZM131 103H132V102H131ZM134 103H136V102H134ZM139 103H138V104H139ZM174 103H175V102H174ZM180 103H181V102H180ZM261 103H262V102H261ZM34 104H35V103H34ZM51 104H52V105H51ZM109 104H110V103H109ZM113 104H114V103H113ZM113 104H112V108H113ZM117 104H118V103H117ZM138 104H136V106H138V107H140V106L142 105V104H141V105H138ZM146 104H144V105L147 106ZM150 104H151V105H150ZM161 104H162V102L160 103V105H161ZM176 104H179V103L177 102ZM198 104H199V103H198ZM201 104H202V103H201ZM201 104H200V105H201ZM259 104H260V103H259ZM14 105H15V104H14ZM27 105H28V104H27ZM56 105H58V104H56ZM128 105H129V104H128ZM144 105H143V107L145 108ZM153 105H155V104H153ZM200 105H198V107H200ZM229 105H230V104H229ZM242 105H243V104H242ZM245 105H246V104H245ZM247 105H249V104H247ZM262 105L264 106V103H262L261 106H262ZM58 106H59V105H58ZM88 106H89V105H88ZM97 106H99V105H97ZM97 106H96V107H97ZM103 106H104V105H103ZM103 106H102V107H103ZM107 106H108V105H107ZM116 106H117V105H115V107H116ZM122 106H123V105H122ZM136 106H135V107H136ZM156 106H157V105H156ZM164 106H165V105H164ZM169 106H171V104H170ZM201 106H202V105H201ZM251 106H252V105H251ZM93 107H94V106H93ZM117 107H118V106H117ZM138 107H137V108H138ZM212 107H213V106H212ZM214 107H215V106H214ZM230 107H231V105H230ZM237 107H238V106H237ZM252 107H253V106H252ZM35 108H36V107H35ZM38 108H39V107H38ZM46 108L48 109V107H45V109H46ZM59 108H60V107H59ZM97 108H98V107H97ZM99 108H100V107H99ZM123 108H124V110H125L126 106L123 107ZM123 108H122V109H123ZM141 108H142V106H141ZM153 108H154V107H153ZM160 108H162V107H160ZM174 108H175V107H174ZM174 108H173V109H174ZM256 108H257V107H256ZM259 108H260V107H259ZM263 108H264V107H263ZM89 109H90V108H89ZM92 109H93V108H92ZM119 109H120V108H119ZM122 109H121V110H122ZM134 109H135V108H133V110L131 109V113H132V114L134 113V112H132V111H135ZM142 109H143V108H142ZM147 109H148V107H147ZM147 109L145 108L144 111L142 110L143 113L146 114L145 110L147 111ZM155 109H156V108H155ZM155 109H152L153 111H152V110H151V111H152L153 113H155V112H154ZM169 109H170V108H169ZM202 109H203V108H202ZM227 109H228V107H227ZM233 109L235 110L236 107L233 108ZM242 109H243V108H242ZM260 109H261V108H260ZM80 110H81V109H80ZM82 110H83V109H82ZM85 110H86V109H85ZM90 110H91V109H90ZM90 110H89V112L92 111V110H91V111H90ZM110 110H111V109H110ZM136 110H137V109H136ZM156 110H157V109H156ZM174 110H175V109H174ZM176 110H177V109H176ZM176 110H175V112H176ZM182 110L185 112L186 109L184 110V108L182 107V109H181V112H182V113L180 112L181 114H183V111H182ZM216 110H217V109H216ZM234 110H233V111H234ZM236 110H238V109H236ZM246 110H247V109H246ZM249 110H250V109H249ZM27 111H28V112H27ZM36 111H38V110L36 109ZM54 111L56 112L55 114H54ZM58 111H59V110H58ZM87 111H88V109H87ZM108 111H109V110H108ZM111 111H112V110H111ZM129 111H130V109H129ZM137 111H139V109H138ZM142 111H141V112H142ZM151 111H149V109H148L146 115H147V116L150 115L149 117H150V118L152 117V122H153V118L156 117V115L150 114ZM164 111H166V110L164 109ZM168 111H169V110H168ZM179 111H180V110L178 109V111L175 113V115L178 113L177 116L181 119L182 116L180 117L181 114L179 113ZM186 111H188V110H186ZM199 111H202L201 113L204 112V111L201 110V109H199ZM221 111H222V110H221ZM225 111H226V110H225ZM231 111H232V109H231ZM2 112H3V110H2ZM2 112H0V116H1V114H3ZM33 112H35V111H33ZM59 112H61V110H60ZM103 112H104V114H105V111H102V113H103ZM126 112H128V109L126 110ZM141 112L139 111V112H137V113H140V114H141V117H142V116H143V115H142L143 113H141ZM156 112H157V111H156ZM160 112H162V111H160ZM171 112H172V111H171ZM216 112H218V111H216ZM244 112H245V111H244ZM102 113H101V114H102ZM129 113H130V112H129ZM148 113H149V114H148ZM231 113H232V112H231ZM235 113H236V112H235ZM245 113H246V112H245ZM252 113H253V112H252ZM255 113H256V112H255ZM259 113H260V111H259ZM263 113H264V111H263ZM31 114H32V115H35V117H36V113H32V112H30V113H28V114H26V115H27V117H28V115H31ZM39 114H37V115H38V116H37L38 118H40V117H39ZM56 114H57V115H56ZM60 114H61V113H60ZM79 114H81V113H77V115H79ZM83 114H86V112H85V113H82V115H83ZM108 114H109V113H108ZM108 114H107V115H108ZM158 114H159V113H158ZM164 114H165V113H164ZM167 114H168V113H167ZM169 114H170V113H169ZM188 114H190V112H189ZM216 114H217V113H216ZM241 114H242V113H241ZM246 114H247V113H246ZM256 114H258V113H256ZM45 115H46V114H45ZM94 115H95V114H94ZM111 115H112V114H111V112H110V115H109V116H111ZM124 115H127V114H124ZM129 115H130V114H129ZM151 115H153V116H151ZM170 115H171V114H170ZM211 115H212V114H211ZM258 115H259V114H258ZM262 115L264 116V114H262ZM64 116H65V115H64ZM69 116H70V115H69ZM69 116H68V117H69ZM98 116H99V115H98ZM112 116H113V115H112ZM164 116H165V115H164ZM184 116H187V112L184 114ZM219 116H220V115H219ZM229 116H230V115H229ZM234 116H235V115H233V117H234ZM247 116H248V115H247ZM250 116H251V115H250ZM256 116H257V115H256ZM29 117H31V116H29ZM45 117H46V118H45ZM81 117H83V116H81ZM87 117H89V115H88ZM92 117H93V116H92ZM96 117H97V116H96ZM101 117H102V115L99 116V118H101ZM113 117H114V116H113ZM113 117H111V119H110V118H108V119L111 120V122H112V120L114 119ZM141 117H140V118H141ZM143 117H145V116H143ZM165 117H167V116H165ZM172 117H173V116H172ZM175 117H176V116H174V118H175ZM178 117H177L176 119H178ZM187 117H189V115H188ZM211 117H212V116H211ZM224 117H225V116H224ZM244 117H245V116H244ZM257 117H258V116H257ZM259 117H260V116H259ZM66 118H67V117H66ZM75 118H76V115H75ZM79 118H80V116L78 117V119H79ZM84 118H86V117H84ZM103 118H104V117H103ZM103 118H102V119H103ZM112 118H113V119H112ZM116 118H117V117H116ZM124 118H125V117H124ZM126 118H127V117H126ZM150 118H149V119H150ZM157 118H158V117H156V120H157ZM167 118H168V117H167ZM204 118H205V117H204ZM219 118H220V117H219ZM240 118H241V117H240ZM252 118H253V117H252ZM254 118H255V117H254ZM262 118H264V117H262ZM35 119H37V118H35ZM47 119H48V118H47ZM63 119H64V118H63ZM70 119H71V117H70ZM76 119H77V118H76ZM76 119L73 118L72 120L75 121ZM78 119H77V120H78ZM94 119H96V118L94 117ZM97 119H98V118H97ZM102 119H100V120H102ZM158 119H159V121H160V118H158ZM161 119H162V117H161ZM183 119H184V118H183ZM250 119H251V118H250ZM55 120H56V118H55ZM87 120H88V118H87ZM169 120H170V119H169ZM174 120H175V119H174ZM174 120H173V121H174ZM189 120H192V119H189ZM212 120H213V119H212ZM212 120H211V121H212ZM216 120H217V116H216ZM237 120H238V122H239V119H236V120L233 119L234 122H236ZM103 121H104V120H103ZM103 121H101V122H103ZM114 121H115V120H114ZM118 121H119V120H118ZM118 121H115V125L117 124V126H118ZM154 121H155V119H154ZM157 121H158V120H157ZM185 121H187V120H185ZM185 121H184V122H185ZM208 121H209V120H208ZM230 121L232 122L231 119H230ZM259 121H260V119H259ZM259 121L257 122L258 124H259ZM80 122H81V121H80ZM82 122H83V121H82ZM95 122H96V121H95ZM99 122H100V121H99ZM99 122H97V123H99ZM101 122H100V124H101ZM111 122H110V123H111ZM116 122H117V123H116ZM149 122H150L149 124H151V125L154 124V123H153V124L151 123V120H150ZM160 122L162 123V121H160ZM195 122H196V121H195ZM198 122H199V121H198ZM223 122H224V121H223ZM238 122H237V123H238ZM243 122H244V121H243ZM73 123H74V122H73ZM73 123H72V124H73ZM78 123H79V121H78ZM97 123H96V124H97ZM108 123H109V122H107V124H108ZM110 123H109V124H110ZM133 123H134V121H133ZM172 123H174V122H172ZM176 123H177V122H176ZM182 123H183V122H181V124H182ZM186 123H187V122H186ZM188 123H189V122H188ZM192 123H193V122H192ZM196 123H197V122H196ZM211 123L213 124V122H211ZM215 123H216V122H215ZM217 123H218V122H217ZM250 123H252V121H251ZM250 123H248V124H250ZM262 123H263V122H262ZM6 124H4V125H6ZM92 124H95V123H92ZM107 124H106V125H107ZM111 124H112V125H109V126L112 127V126H113V123H111ZM167 124H168V123H167ZM233 124L236 125L235 123H233ZM74 125H75V124H74ZM77 125H79V124H77ZM89 125H90V124H89ZM104 125H105V124H104ZM151 125H150V126H151ZM163 125H164V127H165V124H163ZM174 125H175V124H174ZM179 125H180V124H179ZM179 125H177V126H179ZM213 125H214V124H213ZM234 125H233V127H234ZM251 125H252V124H251ZM251 125H250V127H251ZM95 126H96V125H95ZM101 126H102L103 128L101 127L102 129L100 130V132L103 134V132H102V130H103V131H104V134H106V131H107L109 128L106 127V126H103L102 124H101ZM143 126H144V125H143ZM145 126H147V125H145ZM150 126H148V127H150ZM154 126H155V124H154ZM161 126H162V125H161ZM181 126H182V125H181ZM181 126H179V127H181ZM183 126H185L184 123H183ZM189 126H190V127H191V126L193 127V124H192V125H189ZM194 126H195V125H194ZM223 126H224V125H223ZM237 126H238V125H236V128L239 129V126H238V127H237ZM254 126H255V125H254ZM262 126H263V124H262ZM71 127H72V126H71ZM76 127H77V126L75 125L74 128H76ZM80 127H81V126H80ZM113 127H114V126H113ZM155 127H156V126H155ZM155 127H154V128H155ZM172 127H173V125H172ZM174 127H175V126H174ZM185 127H186V126H185ZM187 127H188V126H187ZM187 127L184 128V129H183V128H182V129H179V130H181V133H182L183 131H186V130H187ZM195 127H197V125H196ZM195 127H193V128H194V129H197V128H195ZM198 127H199V126H198ZM208 127H209V126H208ZM233 127H232V128H233ZM250 127H249V128H250ZM90 128H91V127H90ZM96 128H97V126H96ZM116 128H118V127H116ZM154 128H153V129H154ZM159 128L161 129L162 127H159ZM166 128H168V127H166ZM175 128H176V127H175ZM177 128H178V127H177ZM177 128H176V129H177ZM234 128H235V127H234ZM236 128H235V129H236ZM241 128H242L241 131L243 132V127L241 126ZM241 128H240V129H241ZM244 128H246V127H244ZM247 128H248V127H247ZM247 128H246V129H247ZM0 129H1V127H0ZM2 129H3V128H2ZM2 129H1V131H3ZM156 129H157V128H156ZM160 129H159V130H160ZM185 129H186V130H185ZM188 129H189V128H188ZM190 129H191V128H190ZM190 129H189L188 131H190ZM200 129H202V128H200ZM203 129H204V128H203ZM210 129H212V128H210ZM235 129H233V130H235ZM240 129H239V130H240ZM246 129H245V130H246ZM250 129H251V128H250ZM254 129H255V128H254ZM72 130H73V128H72ZM112 130H113V129H112ZM112 130L109 129L108 131H112ZM116 130H117V129H116ZM120 130H121V129H120ZM120 130H119V131L117 130V131H118V133L121 134ZM151 130H152V129L150 128V131H151ZM162 130H163V129H162ZM162 130H160V132H161ZM182 130H183V131H182ZM191 130H192V129H191ZM214 130H215V128H214ZM214 130H213V133H214ZM257 130H258V129H257ZM13 131H14V130H13ZM89 131H90V130H89ZM89 131H88V132H89ZM113 131H114V130H113ZM117 131H116V132H117ZM128 131H129V130H128ZM153 131H155V129H154ZM165 131L169 132L168 129L165 130ZM171 131H172V130H171ZM174 131H175V130H174ZM231 131H232V130H231ZM236 131H237V130H236ZM253 131H255V130H253ZM72 132H73V131H72ZM88 132H87V133H88ZM100 132H99V133H100ZM126 132H127V130H126ZM145 132H146L145 134H148V136H149L150 133H147V132H149V131L146 130ZM151 132H152V131H151ZM155 132H156V131H155ZM197 132H199V133H198V135H199V134L202 133V130H201V131L198 130ZM200 132H201V133H200ZM248 132H249V131H248ZM87 133H85V135H87ZM89 133H90V132H89ZM114 133H115V131H114ZM127 133H128V132H127ZM129 133H130V131H129ZM153 133H154V132H153ZM153 133H151V134H153ZM163 133H164V132H163ZM169 133H170V135L172 134L171 132H169ZM181 133H180V134H181ZM183 133L185 134L184 138H186V132H183ZM188 133H189L190 138H192L191 140H193V137H194V136L191 137V134H193L194 131H193V133H192V132H191V133L188 132ZM211 133H212V131L210 132V135H211L212 138H213V135H212ZM234 133H236V132H234ZM234 133H233V134H234ZM238 133H239V132L237 131L236 134H238ZM252 133H254V132H252ZM252 133H251V135H252ZM73 134H74V133H73ZM75 134H76V133H75ZM77 134H78V133H77ZM96 134H97V131H96L95 135H96ZM111 134H112V133H111ZM151 134H150V135H151ZM156 134H157V133H156ZM158 134H159V131H158ZM166 134H168V133H166ZM194 134H195V133H194ZM203 134H205V133L203 132ZM245 134L247 135V133H245ZM2 135H3V136H2ZM2 135L0 134V160H2V159H5V160H6L7 158H10V159H11L14 155H17V154H15V153H17L16 151L14 152V155H13V152H12L13 150L10 149V147L14 149L15 146L11 145L12 143H9V141L7 142V140H10V138L7 136L9 139H5V138H7V137L4 138L5 133L2 134ZM82 135H83V134H82ZM82 135H81V136H82ZM88 135H89V134H88ZM95 135H94V136H95ZM98 135H99V134H98ZM108 135H109V132H108ZM108 135H107V137L104 135V137H106L107 140L110 139V138L108 139V137H110V135H109V136H108ZM121 135H123V134H121ZM130 135H131V134H130ZM130 135H129V137H131ZM132 135H133V134H132ZM178 135H179V134H178ZM178 135H176V137H175L176 139H177ZM181 135H182V134H181ZM216 135H217V134H216ZM228 135H229V134H228ZM72 136H73V135H72ZM91 136H93V135H91ZM100 136H101V134L99 135V137H100ZM112 136H113V134H112ZM114 136H115V134H114ZM154 136H155V134H154ZM161 136H162V135H161ZM187 136H188V135H187ZM252 136H253V135H252ZM255 136H257V135H255ZM61 137H62V138H61ZM67 137H68V136H66L65 138H67ZM82 137H83V136H82ZM89 137H90V136H89ZM99 137H98V138H99ZM102 137H103V135H102ZM119 137H120V136H119ZM119 137H118V138H119ZM146 137H147V136H146ZM149 137H150V136H149ZM149 137H147V138H148L147 140L150 141ZM152 137H153V135H152ZM156 137H157V136H156ZM159 137H160V136H159ZM159 137H158V138H159ZM167 137H168V135H167ZM205 137H206V136H205ZM205 137L202 138V139H204V141H205ZM74 138H75V137H74ZM98 138H97V139H98ZM106 138H104V139L106 140ZM112 138H113V137H112ZM114 138H115V139H114L115 141L120 139V138L118 139L117 136H115ZM116 138H117V139H116ZM123 138H125V137H123ZM134 138H135V137H134ZM160 138H161V137H160ZM160 138H159V139H160ZM169 138H173V137H170V136H169ZM184 138H183V139H184ZM187 138H188V137H187ZM208 138H209V137H208ZM231 138H232V137H231ZM231 138H230V139H231ZM246 138H247V136L244 137V138H242V139L245 141ZM257 138H258V137H257ZM77 139H78V138H77ZM83 139H85V138L83 137ZM89 139H90V138H89ZM91 139H92V138H91ZM97 139H96V140H97ZM100 139H103V138H100ZM131 139H132V138H131ZM161 139H163V138H161ZM178 139H179V137H178ZM180 139H181V136H180ZM180 139H179V140H180ZM183 139H181V140H183ZM188 139H189V138H188ZM196 139H197V137H196ZM196 139H195V140H196ZM206 139H207V138H206ZM233 139H234L236 142H237V140H238V138H233ZM236 139H237V140H236ZM242 139H241V140H242ZM248 139H249V138H248ZM75 140H76V139H75ZM98 140H99V139H98ZM98 140H97V142L102 141V140H99V141H98ZM105 140H104V141H105ZM114 140H113V141H114ZM123 140H124V139H123ZM134 140H135V139H134ZM143 140H144V139H143ZM143 140H141V142H142ZM156 140H157V139H156ZM171 140H172V139H171ZM171 140H170V141H171ZM181 140H180V141H181ZM191 140H190V144H189V143H188L189 140L186 139V141H187L186 144H188L187 146H186L184 143L182 144V142H181V144H182V145H185V146L188 147V149H189V145H191V144L194 142V141H191ZM208 140H209V139H208ZM250 140H251V139H249L248 141L250 142ZM255 140H256V141L252 140V143H253V141H254L253 145H255V144L258 143L256 137H255ZM19 141H20V140H19ZM79 141H80V139H79ZM79 141H78V144H79ZM91 141H92V140H91ZM91 141H90V142H91ZM111 141H112V140H111ZM119 141H120V140H119ZM121 141H122V140H121ZM121 141H120V143H121ZM157 141H158V140H157ZM161 141H163V140H161ZM161 141H160V142H161ZM166 141L168 142L169 140H167V138H166ZM173 141H175L174 138H173ZM196 141H197V140H196ZM202 141H203V140H201V142L199 141V143H198V141H197V144H201ZM215 141H216V140H215ZM244 141H243V142H244ZM248 141H247V142H248ZM64 142H65V141H64ZM64 142H63V143H64ZM106 142H107V141H106ZM133 142H134V141H133ZM153 142H154V141H153ZM158 142H159V141H158ZM158 142H156V143L158 144ZM177 142H178V140H177ZM191 142H192V143H191ZM236 142H235V143H236ZM238 142H239V140H238ZM243 142H240V143H241V144H246V145L248 144V147H249V143H246V141H245L244 143H243ZM256 142H257V143H256ZM25 143H24V145H25ZM54 143H55V142H54ZM54 143L51 144V145H54ZM60 143H61V141L59 142V145H60ZM84 143H85V141H84ZM87 143L89 144V142H87ZM100 143H102V142H100ZM104 143H105V142H104ZM113 143H114V142H113ZM113 143H112V144H113ZM115 143H116V142H115ZM115 143H114V144H115ZM120 143H119V144H120ZM123 143H124V142H122V144L119 145V146H121V148L119 147L120 149H123V148L125 147V146L122 147V145H124ZM145 143H146V139H145ZM165 143H166V142H164V144H165ZM170 143H171V145H170L169 143H168V144H169L170 147H171L175 142H174V143H173V142H170ZM179 143H180V142H179ZM203 143L205 144V142H203ZM252 143L250 142V146H251V147L254 148V147H256V146L258 145L257 148H256V151H257V149L260 150V149H259V148H260L259 144H257L256 146H252ZM55 144H56V143H55ZM68 144H70V143H68ZM74 144H75V143H74ZM91 144L94 145L93 143H91ZM102 144H103V143H102ZM107 144H109V146H110V142H109V143L107 142ZM129 144H130V143H129ZM157 144H156V145H157ZM159 144H160V143H159ZM175 144H176V143H175ZM175 144H174V145H175ZM197 144H196V145H197ZM210 144H211V143H210ZM233 144H234V143H233ZM241 144H240V148L242 149ZM9 145H10V147L8 148ZM56 145H58V144H56ZM56 145H54V146H56ZM59 145H58V146H59ZM82 145H83V144H82ZM95 145H97V144H95ZM95 145H94V147H95ZM126 145H127V144H126ZM139 145H140V144H139ZM141 145H142V144H141ZM145 145H147V144H145ZM148 145H149V144H148ZM154 145H155V144H154ZM156 145H155V146H156ZM162 145H163V144H162ZM169 145H168V146H169ZM174 145H173V146H174ZM178 145H179V144H178ZM196 145H194L195 148H197ZM202 145H203V144H202ZM206 145H207V147L209 146L208 143L205 144L204 146H206ZM218 145H219V144H218ZM222 145H223V144H221L220 147H222ZM234 145H237V146H238V143H236V144H234ZM78 146H79V145H78ZM90 146H91V145H90ZM106 146H108V145H106ZM111 146H112V145H111ZM116 146H117V145H116ZM158 146H159V145H158ZM166 146H167V144H165V147H166ZM168 146H167V147H168ZM180 146H181V145H180ZM191 146L193 147V145H191ZM198 146H199V145H198ZM215 146H217V143L215 144ZM237 146H234V147L237 148ZM65 147H66V146H65ZM65 147H64V148H65ZM68 147H69V146H68ZM71 147H72V145H71ZM73 147L76 148L75 146H73ZM91 147H92V146H91ZM97 147H99V145L96 146V148H97ZM129 147H130V146H129ZM141 147H142V146H141ZM153 147H154V146H153ZM167 147H166V148H167ZM192 147L190 148V149H191V152H194L195 150L192 151V149H194V148H192ZM199 147H200V146H199ZM251 147L249 148L248 154H249V152H250V153H251L250 157L252 158V156H254V154H256L257 152L254 150L255 148H254V149L252 148V150H253V152H252ZM19 148H20V147H19ZM86 148H87V146H86ZM88 148H90V147H88ZM112 148H115V146H112ZM112 148H111V149H112ZM133 148H134V147H133ZM148 148H150V147L148 146ZM159 148H160V147H158V148H154L155 150L158 149L157 154L159 153ZM166 148H164V149H166ZM179 148H180V147H179ZM203 148H204V147H203ZM211 148H212V145H211ZM222 148H223V147H222ZM236 148H235V149H236ZM238 148H239V146H238ZM245 148H246V147H245ZM61 149H62V147H61ZM66 149H67V148H65V152H64V154L66 153ZM79 149H80V146H79ZM79 149H78V150H79ZM91 149L93 150V148H91ZM111 149L108 148V150L112 151ZM124 149H125V148H124ZM126 149H127V148H126ZM126 149H125V150H126ZM151 149H152V148H150L149 150H151ZM169 149H171V148H169ZM169 149H168V150H169ZM177 149H178V148H177ZM185 149H186V148H185ZM199 149H200V148H199ZM199 149H197L198 152L203 150V149H202V150H199ZM212 149H213V148H212ZM212 149H211V150H212ZM225 149H226V147H225ZM235 149H233V150H234V154H235V156L237 157V160H238V161L235 159V157L231 156L232 161H230V162L233 163V162H236V161H237L238 163L236 162L235 165L237 166V164H238V166H237L238 169H239V166H240V165H241L240 167H242V166L245 167V168L243 167L244 170L246 169L247 166H249V164H251L253 168H255L254 166H258V165L260 166L261 163H260V162H257V159H258V158L256 157V155L253 157V159L250 158V159H248L247 161L244 159L245 156H246V159L248 158V157H247L248 155H246L247 153H244V151H245V150H248V149H245L244 151H243V149H242V151H238L239 149H237V151H238V154H237V155H236V153H235V152H236ZM45 150H47V149H45ZM69 150H70V149H69ZM69 150H68V151H69ZM94 150H95V148H94ZM117 150H118V149H117ZM117 150H116V151H117ZM127 150H128V149H127ZM162 150H163V149H162ZM173 150H174V147H173ZM175 150H176V149H175ZM182 150H184V149H182ZM205 150H206V149H205ZM213 150H214V149H213ZM221 150L223 151V149H221ZM231 150H232V149H231ZM231 150H230V151H231ZM233 150H232V152H233ZM58 151H59V150H58ZM83 151H84V149H83ZM118 151H120V150H118ZM147 151H148V150H147ZM147 151H146V152H147ZM156 151H157V150H156ZM209 151H210V150H208V153H209ZM214 151H215V150H214ZM230 151H229V149H228V152L226 153V155H227ZM254 151H255L256 153H255ZM49 152H50V151H49ZM56 152H57V151H56ZM56 152H55V153H56ZM61 152H63V151L61 150ZM74 152H75V151H74ZM78 152H79V151H78ZM80 152H81V151H80ZM113 152L116 154V152H115L114 150H113ZM120 152H121V151H120ZM120 152H119V153H120ZM123 152H124V154H126V153H125L126 151H123ZM130 152H131V151H130ZM130 152H129V153H130ZM148 152H149V151H148ZM150 152H151V151H150ZM154 152H155V151H153V153H154ZM164 152H165V151H164ZM174 152L177 153L178 150H176V151H174ZM174 152H173V155H174ZM203 152H204V150H203ZM205 152H207V150H206ZM212 152H213V151H212ZM232 152H231V154L234 155ZM239 152H240V153H239ZM245 152H247V151H245ZM52 153H53V152H52ZM70 153H71V152H70ZM121 153H122V152H121ZM121 153H120V154H121ZM131 153H132V152H131ZM161 153H162V151H161ZM165 153H166V152H165ZM165 153H164V154H165ZM169 153H170V152H169ZM176 153H175V156H176ZM180 153H182V151H181ZM180 153H177V154L180 155ZM186 153H187V152H186ZM188 153H189V152H188ZM208 153H207V155H208ZM210 153H211V151H210ZM218 153H219V156H220V154H221L222 152H220L219 150H217V152L212 153V156H213V154H214V155L216 154L215 157H217V154H218ZM223 153H224V152H223ZM241 153L244 154L243 157L241 156V155H242ZM253 153H254V154H253ZM260 153H261V152L258 151L257 154H259V156H260V155H261ZM33 154H32V156H33ZM57 154L59 155L58 152H57ZM73 154H75V153H73ZM81 154L83 155V153H81ZM115 154H114V155H115ZM149 154H150V153H149ZM149 154H148V155H149ZM162 154H163V153H162ZM164 154L161 155V157H163ZM231 154H229V155H231ZM12 155H13V156H12ZM29 155H31V154H29ZM45 155H47L46 151H45ZM45 155H44V157H43L44 159H45ZM52 155H53V154H51V156H52ZM54 155H55V154H54ZM66 155H67V154H66ZM79 155H80V154H79ZM90 155H91V154H90ZM104 155H105V154H104ZM109 155H110V152L108 151V155H107L106 157H107V158H108V157L110 158ZM127 155H128V154H127ZM130 155H131V154H130ZM155 155H156V153H155ZM155 155H154V154H151V156H155ZM167 155H168V154H167ZM167 155H165V157H166ZM171 155H172V154L170 153V157H169V159H170L171 157L173 158V156H171ZM179 155H178V156H179ZM187 155H188V154H187ZM187 155H186V156H187ZM189 155L191 156L192 153H190ZM193 155H195V156L197 155V156H198V153H197V152H194ZM193 155H192V156H193ZM202 155H203V158H204V157H205V158L207 157V155L204 154V153H203ZM202 155H201V158H202ZM205 155H206V156H205ZM224 155H225V154H224ZM17 156H18V155H17ZM41 156H42V155H41ZM49 156H50V155H49ZM55 156H56V155H55ZM69 156H70V155H69ZM72 156H73V155H72ZM111 156H112V155H111ZM117 156H118V155H117ZM117 156H116V157H117ZM125 156H126V155H125ZM143 156H144V155H143ZM149 156H150V155H149ZM175 156H174L173 159H175ZM199 156H200V155H199ZM209 156H210V154H209ZM257 156H258V155H257ZM30 157H31V156H30ZM74 157H76V156H74ZM79 157H81V156H79ZM79 157H78V158H79ZM82 157H85V156H82ZM82 157H81V158H82ZM112 157H114V156H112ZM112 157H111V158H112ZM120 157H121V156H120ZM120 157H118V158L120 159ZM122 157H123V156H122ZM122 157H121V159H122ZM135 157H136V156H135ZM179 157H180V156H179ZM210 157H211V156H210ZM210 157H208V158H210ZM221 157H223V156H220L219 158H221ZM16 158H17V157H16ZM16 158H15V159H16ZM31 158H32V157H31ZM38 158H39V157H38ZM43 158H42V159L39 158L41 162H43V160H44ZM55 158H56V157H55ZM81 158H80V159H81ZM109 158H108L107 160H109ZM128 158H129V157H128ZM131 158H132V157H131ZM131 158H130V159H131ZM154 158H156V157H154ZM158 158H160V156H159ZM188 158H189V156H188L186 159H188ZM219 158H216L217 160L215 161V164H213V167H212V164H211L212 162H211V163L209 162L210 164L205 162V166H206V164H207L208 167L210 166V167L212 168V169H210V168H208V169H210V170L213 171V169L216 167L215 165H217L216 162L218 161ZM255 158H256V160H255ZM46 159L48 160V158H46ZM76 159H77V158H76ZM112 159H113V158H112ZM112 159H110V161H112V162L116 160V159H114V160H112ZM133 159H134V157H133ZM173 159H171V161H172ZM176 159L179 160L180 158L176 157ZM181 159H182V158H181ZM181 159H180V160H181ZM186 159H185V160H186ZM196 159H197V158H196ZM213 159H214V158H213ZM221 159H222V158H221ZM221 159H220L219 161H221ZM223 159H224V157H223ZM16 160H17V159H16ZM50 160H51V159H50ZM53 160H54V159H53ZM53 160H51V161H52L53 163H55V161H53ZM55 160H56V159H55ZM81 160H83V159H81ZM84 160H85V161H84V162H85L84 165H87L88 167H91L90 165H88V164H89L88 161H87L88 159L86 158V159H84ZM100 160H102V159H100ZM100 160H99V161H100ZM107 160L105 159V161H107ZM150 160H151V159H150ZM153 160H154V162H155V159H153ZM153 160H152V161H153ZM159 160H160V159H159ZM159 160H157L158 162H156V163H160ZM180 160H179V161H180ZM188 160H189V159H188ZM190 160H192L191 157H190ZM214 160H215V159H214ZM214 160H213V162H214ZM229 160H230V159H229ZM233 160H234V161H233ZM251 160H252V161L255 160L256 163H260V164H258V165H257L256 163H253V164H252ZM258 160H259V159H258ZM8 161H9V160H8ZM33 161H35V159H34ZM36 161H35V162H36ZM40 161H39V162H36V164H37V163L39 164ZM44 161H45V160H44ZM68 161H69V160H68ZM71 161H72V160H71ZM73 161H74V160H73ZM78 161H79V160H78ZM78 161H77V162H78ZM86 161H87L88 164L86 163ZM92 161H93V160H92ZM99 161H98V162H99ZM102 161H103V160H102ZM110 161H109V163H111ZM117 161H118V160H116V163H117ZM126 161H127V160H126ZM152 161H151V162H152ZM169 161H170V160H169ZM181 161H184V160H181ZM196 161H199V160H196ZM200 161H202V159H200ZM204 161H205V159H204ZM219 161H218L217 163H219ZM249 161H250V162H249ZM259 161H260V160H259ZM0 162H1L0 164H3L4 162H7V161H4V160H3V162H2V161H0ZM12 162H13V163H12ZM12 162H10V161H9V163L7 162L8 165H9V166H8L9 168L12 167V166H10V165H12V164H14L13 167H15V163H16V162H15V163H14V161H12ZM75 162H76V160H75ZM79 162H80V161H79ZM107 162H108V161H107ZM119 162H120V161H119ZM119 162H118V164H119ZM129 162H131V160H130ZM132 162H133V161H132ZM134 162H135V161H134ZM134 162H133V163H134ZM174 162L177 163V161H174ZM174 162H173V163H174ZM190 162H191V161H190ZM190 162H189V164H190ZM193 162H195V160H194ZM228 162H229V161H228ZM230 162H229V163H230ZM248 162H249V163H248ZM261 162H262V160H261ZM10 163H11V164H10ZM44 163H46V162H44ZM50 163H51V162H50ZM50 163H48V164H50ZM66 163H67V162H66ZM103 163H104V161H103ZM121 163H122V162H121ZM133 163H132V164H133ZM135 163H136V162H135ZM149 163H150V162H149ZM171 163H172V162H171ZM180 163H181V162H180ZM184 163H185V162L181 163L182 166H183ZM195 163H196V162H195ZM18 164H19V161H18ZM18 164H17V166H18ZM24 164H25V163H24ZM38 164H37V165H38ZM42 164H43V163H42ZM42 164H41V166H43ZM46 164H47V163H46ZM46 164L44 165V166H46V168H45L46 170L44 169L46 173H45V172H44L45 174L43 173V174L45 175V177L48 176V175L46 176V174H50L49 170L51 171V169H48V168H47L48 166H47ZM55 164H56V163H55ZM58 164H59V163H58ZM58 164H57V165H58ZM76 164H78V163H76ZM97 164H98V163H97ZM101 164H102V163H101ZM104 164H105V163H104ZM104 164H103V165H104ZM114 164H115V163H114ZM114 164H113V165H114ZM122 164H123V163H122ZM130 164H131V163H130ZM138 164H139V163H138ZM181 164L179 165V163H178L179 166H181ZM189 164H187L188 167H189ZM199 164H202V163L199 162ZM199 164L196 163V165H198V166H199ZM203 164H204V163H203ZM219 164H223V163H219ZM219 164H218V165H219ZM239 164H240V165H239ZM255 164H256V165H255ZM20 165H21V164H20ZM105 165H106V167H107L106 172L109 173L108 168H111V167H109V164H105ZM105 165H104V166H105ZM110 165L112 166V163H111ZM127 165H128V163H127ZM146 165H147V164H146ZM158 165H159V164H158ZM193 165H194V164H193ZM230 165H231V164H230ZM230 165H229V167H230ZM235 165H234V166H235ZM4 166H6V165H4ZM17 166H16V167H17ZM38 166H39V167H38ZM38 166H37V168H36L37 170L40 169V164H39ZM51 166H52V165H51ZM53 166H54V164H53ZM59 166H60V164L58 165V167H59ZM67 166H68L69 169H70V166H69L68 164H67ZM97 166H98V165H97ZM114 166H116V165H114ZM119 166L122 167V165H120V164H119ZM148 166L151 167L152 164H148L147 167H148ZM173 166H174V165H173ZM173 166L170 167V169H171V168H174V167L177 168L176 166H174V167H173ZM190 166H191V164H190ZM203 166H204V165H202V167H201V171L204 170L203 172L206 171L205 173L207 174V171H208V170H205L207 167L204 169ZM205 166H204V167H205ZM214 166H215V167H214ZM2 167H3V166H2ZM55 167H56V166H55ZM64 167H65V166H64ZM68 167H66V169H67ZM81 167H83V166H81ZM85 167H86V166H85ZM98 167H99V166H98ZM121 167H120V168H121ZM123 167H124V166H123ZM123 167H122V168H123ZM127 167H128V166H127ZM149 167H148V169H149ZM196 167H197V166H196ZM196 167H195V168H196ZM218 167H219V168H218ZM218 167H216L215 170H216V169H218V170L221 169V168H220V167H221L220 165H219ZM231 167H233V166L231 165ZM38 168H39V169H38ZM43 168H44V167H43ZM43 168H42V169H43ZM83 168H84V167H83ZM86 168H87V167H86ZM114 168H115V167H114ZM114 168H112V171L114 170ZM122 168H121V169H122ZM128 168H129V167H128ZM133 168H134V166H133ZM143 168H144V167H143ZM185 168H187V167H185ZM190 168H191V167H190ZM222 168H223V167H222ZM253 168H252V169H253ZM2 169H3V168H2ZM2 169H1V170H2ZM4 169H5V168H4ZM11 169L13 170L14 168H11ZM17 169H18V168H17ZM21 169L23 170L22 167H21ZM55 169H56V168H55ZM58 169H61V168L59 167ZM58 169H57V170H58ZM69 169H68V170H69ZM75 169H76V168H75ZM78 169L81 170V168H78ZM177 169H179V167H178ZM177 169H176V170H177ZM202 169H203V170H202ZM15 170H16V169H15ZM31 170H32V169H31ZM31 170H30V171H31ZM44 170H43V171H44ZM47 170H48V171H47ZM57 170H56V171H57ZM62 170L65 171V169H63V168H62ZM62 170H61V171L59 170V172H60L61 174H62V172H64V171H62ZM80 170H79V171H80ZM84 170H85V169H84ZM86 170H87V169H86ZM88 170H89V168H88ZM88 170H87L86 172H88ZM92 170H93V169H92ZM109 170H110V169H109ZM129 170H130V169H129ZM172 170H173V169H172ZM172 170H171V172H172ZM180 170H181V169H180ZM184 170H186V169H184ZM215 170H214L213 172H215ZM218 170H217V171H218ZM232 170H234V168H233ZM10 171H11V170H10ZM97 171H98V170H97ZM104 171H105V168L103 169V175L101 174L102 176H104ZM114 171H116V170H114ZM133 171H134V170H133ZM147 171H148V173H149V170H147ZM220 171H221V170H220ZM230 171H231V170H230ZM235 171H236V170H235ZM235 171H232V172H235ZM241 171H242V169L239 170V172H241ZM253 171H254V170H253ZM7 172H8V171H7ZM12 172H14V171H12ZM40 172H41V169H40ZM47 172H48V173H47ZM59 172L57 171L58 176H59ZM69 172H71V171L69 170ZM69 172H68V174H67L68 176H69V174H70ZM84 172H85V171H84ZM98 172H99V171H98ZM118 172H120V171H118ZM123 172H124V171H123ZM139 172H140V171H139ZM164 172H165V170H164ZM171 172H170V174H171ZM183 172H187V170H186V171H183ZM203 172H202V174L200 175V177L203 178L202 180L207 179L208 181H209V180L212 181L211 179H213V176L216 177V175H218L219 178H220L221 176H223V174H221L219 171H218V174H216V175H213L211 171H210V173L208 172L207 175H204ZM242 172H244V171H242ZM242 172H241V173H242ZM246 172L248 173V169L246 170ZM249 172H251V171L249 170ZM0 173H1V172H0ZM9 173H10V172H9ZM38 173H39V172H38ZM90 173H91V172H90ZM101 173H102V172H101ZM107 173H106V176H107ZM145 173H146V172H145ZM178 173H179V172H178ZM180 173H181V172H180ZM191 173H192V172H191ZM198 173H199V171H198ZM198 173H197V174H198ZM215 173H216V172H215ZM236 173H238V172H236ZM236 173H233V174H236ZM247 173H246V174H247ZM11 174H12V173H11ZM40 174H41V173H40ZM43 174H42V175H43ZM53 174H55V173H53ZM72 174H73V173H72ZM81 174H82V173H81ZM95 174H96V173H95ZM99 174H100V173H99ZM112 174H113V177L116 176V175H114V173H112ZM112 174H111V175H110V174L108 175L109 178H110V176H111V178H110L111 180H112ZM118 174H119V173H118ZM164 174L166 175V173H164ZM172 174H174V172H172ZM192 174H193V175H191V176H193V178L196 177V176H195V173H192ZM209 174H212V176H210V178L212 177L211 179H208V178H209ZM220 174H221V176H220ZM230 174H231V173H230ZM246 174L244 173V175H246ZM248 174H249V173H248ZM248 174H247V175H248ZM252 174H253V173H252ZM252 174H251V175H252ZM254 174H255V172H254ZM257 174H258V173H257ZM261 174H262V172H261ZM7 175H8V176H7ZM7 175H6V176H7V180L9 181V179H10L11 177L9 176V174H7ZM27 175H28V174H27ZM55 175H56V174H55ZM67 175L64 176V177H66V179H67ZM74 175H75V174H74ZM83 175H84V174H83ZM93 175H94V174H93ZM93 175H92V173H91V176H89V177H92ZM137 175H138V179H139V175H140V174L138 173ZM159 175H160V174H159ZM159 175H158V178H157V179H159ZM174 175H175V174H174ZM179 175H180V174H179ZM202 175H203V177H202ZM247 175H246V176H247ZM255 175H256V174H255ZM51 176H52V174H50L49 177H51ZM61 176H62V175H61ZM61 176H60V177H61ZM70 176H71V174H70ZM72 176H73V175H72ZM77 176H78V175H77ZM87 176H88V175H86L85 177H87ZM97 176H98V174H96V177H97ZM163 176H164V175H163ZM175 176H176V175H175ZM175 176H174V177H175ZM206 176H207V178H206ZM231 176H232V174H231ZM233 176H234V175H233ZM233 176H232V178H233ZM242 176H243V175H242ZM246 176H244V177H240V176L237 174V176H234L235 179L233 178V181L236 182V183H237V181H235V180H238V182H239V180H241L243 183H244V182H247V179H248L247 177H250V174H249L247 177H246ZM261 176H262V175H261ZM3 177H4V176H3ZM24 177H25V175H24ZM26 177H27V176H26ZM73 177H74V176H73ZM75 177H76V176H75ZM75 177H74V178H75ZM78 177H79V176H78ZM93 177H95V176H93ZM96 177H95V180H96ZM131 177H133V175H131ZM155 177H156V176H155ZM160 177H161V175H160ZM229 177H230V176H229ZM229 177L226 178V179L228 180ZM236 177H238V178L240 177V178H239V179H236ZM251 177H253V175H252ZM257 177H260V175H258ZM8 178H9V179H8ZM18 178H19V177H18ZM41 178H42V177H41ZM41 178H40V179H41ZM54 178H56V177L53 176L52 178H50V180H51V179H54ZM79 178H80V177H79ZM106 178H108V177H106ZM115 178H117V177H115ZM232 178H231V179H232ZM5 179H6V178H5ZM15 179H17V178L15 177V178H14V181H15ZM44 179H45V178H44ZM46 179H47V178H46ZM66 179L64 178V181H66V183H65L64 185H67V184L69 183V182H67ZM70 179L73 180V183H74V179H73V178H70ZM70 179H69V180H70ZM75 179H76V182L73 184L74 186H75V184L78 183V182H77V179H78V178H75ZM87 179H88V178H87ZM92 179H93V178H92ZM113 179H114V178H113ZM133 179H134V178H133ZM136 179H137V176H136ZM145 179H146V177H145ZM174 179H175V178H174ZM177 179H178V178H176V180H177ZM194 179H196V178H194ZM198 179H200V178H197V180L193 181L192 183H195V185H199L200 180L198 181ZM231 179H229V180L231 181ZM7 180H6V181H7ZM17 180H18V179H17ZM24 180H25V179H24ZM54 180H56V179H54ZM57 180H58V179H57ZM57 180H56V181H57ZM69 180H68V181H69ZM83 180H84V179H83ZM88 180H89V179H88ZM102 180H103V179H102ZM163 180H164V179H163ZM168 180H169V179H168ZM182 180H183V179H181V181H182ZM214 180H215V179H214ZM214 180L212 181V183L210 182L211 184L208 183V181L206 182V185L209 184V185H208V189H209V187H211V185L215 182ZM249 180H250V178L248 179V182H249ZM8 181H7V183H8ZM10 181H13V180L11 179ZM18 181H22V180L19 179ZM26 181H27V180H26ZM29 181H31V182L33 181V183H35V179L33 180V178H32V179L30 178ZM51 181H52V180H51ZM78 181H81V180L78 179ZM93 181H94V180H93ZM99 181H101V179L98 180V182H99ZM104 181H105V180H104ZM106 181H107V180H106ZM108 181L110 182V180H108ZM112 181H113V180H112ZM134 181H135V179H134ZM136 181H137V180H136ZM142 181H143V180H142ZM142 181H141V182H142ZM158 181H159V180H158ZM158 181H157V182H158ZM174 181H175V180H174ZM178 181H179V179H178ZM183 181H184V180H183ZM185 181H186V180H185ZM197 181H198V183H197ZM230 181H229V182H230ZM252 181L255 182V177L253 178ZM252 181L250 180V182H252ZM0 182L4 183L2 179L0 180ZM47 182H50V181L47 180ZM81 182H82V181H81ZM81 182H79V184H81ZM85 182H86V181H85ZM91 182H92V181H91ZM114 182H118V181H114ZM139 182H140V181H139ZM159 182H160V181H159ZM186 182H187V181H186ZM223 182H225V180H223ZM223 182H221V183H223ZM16 183H17V182H16ZM44 183H45V182H44ZM44 183H43V184H44ZM58 183H59V181H58L56 184H58ZM96 183H97V182L95 181V183H94V184H95V185H94L95 187H93V188H96V186L98 187V185H96ZM111 183L114 184L113 182H111ZM111 183H110V184H111ZM166 183L168 184V182H166ZM170 183H171V181H170ZM176 183H177V181H176ZM178 183H179V182H178ZM221 183H220V182H217V185L219 186V184H221ZM225 183H226V182H225ZM252 183H253V182H252ZM19 184H23V183H19ZM26 184L28 185V184H30V182H29V183H26ZM43 184H42V185L40 184V186L42 187ZM59 184H60V183H59ZM59 184H58V186H61V185H59ZM79 184H77V186H78ZM107 184H108V182H107ZM107 184L105 183V185H107ZM110 184H108V185H110ZM139 184H140V183H139ZM141 184H142V183H141ZM173 184H174V183H173ZM180 184L182 185V183H180ZM180 184H179V185H180ZM214 184H216V182H215ZM233 184H234V183H233ZM233 184H231V186H232ZM237 184H238V183H237ZM250 184H251V183H250ZM250 184H249V185H250ZM7 185H8V184H7ZM23 185H24V184H23ZM23 185H22V186H23ZM27 185H26V186H27ZM31 185H32V184H30V186H31ZM36 185H37V184H36ZM44 185H45V184H44ZM49 185H50V184H49ZM64 185H63V187H65V188L68 187V186L66 187V186H64ZM69 185H70V184H69ZM73 185L71 186L72 188H73ZM84 185H85V184L83 183L82 186H84ZM87 185H88V184H87ZM91 185H92V184H91ZM142 185H143V184H142ZM187 185H189V184H187ZM191 185H192V184H191ZM226 185H227V184H226ZM228 185H229V183H228ZM246 185H248V183H247ZM246 185H245V187H246ZM4 186H5V185H4ZM4 186H3V187H4ZM30 186H29V187H30ZM80 186H81V185H80ZM80 186H79V187H80ZM85 186H86V185H85ZM88 186H89V185H88ZM116 186H117V185H116ZM135 186H136V183H135ZM168 186H169V185H168ZM175 186H176V185H175ZM218 186H217V187H218ZM229 186H230V185H229ZM234 186H235V185H234ZM237 186H238V185H237ZM237 186H235V187H237ZM8 187H9V186H8ZM33 187H34V185H33ZM35 187L37 188V186H35ZM44 187H45V186H44ZM44 187H42V188L45 189V190L48 189V188H44ZM51 187H52V186H51ZM54 187H56L55 184H54ZM71 187H70V188H71ZM117 187H118V186H117ZM138 187H139V185H138ZM138 187H136L135 190H137ZM170 187H171V186H170ZM170 187H169L170 191L178 190V189H175V188H174V189H175V190H174V189L172 188L173 186H172L171 188H170ZM189 187H191V186H189ZM189 187H188V188H189ZM198 187H199V186H198ZM198 187H197V188H198ZM205 187H207V186H205ZM205 187L203 186L202 188H205ZM217 187L214 186L212 189H214L215 191H217V189H219V188H217ZM219 187H220V186H219ZM222 187H223V185H222ZM239 187H240V186H239ZM241 187H242V186H241ZM241 187L239 188V190L242 189V188H244V185H243L242 188H241ZM6 188H7V186L5 187V189H6ZM9 188H10V187H9ZM9 188H8V189H9ZM27 188H28V187H27ZM36 188H35V189H36ZM38 188H39V186H38ZM38 188H37L35 191H38V190L40 189V188H39V189H38ZM52 188H53V187H52ZM65 188H61V190L64 189V190L66 191ZM72 188H71V189H72ZM76 188H77V187H76ZM82 188H84V187H82ZM82 188H81V189H82ZM86 188H87V187H86ZM111 188H113V187H111ZM139 188H140V187H139ZM179 188H180V187H179ZM182 188H183V187H182ZM202 188H201V186H200V189H201V190H203ZM215 188H217V189H215ZM232 188H234V187H232ZM232 188H231V191H232ZM31 189H32V188H31ZM59 189H60V188H59ZM77 189H78V188H77ZM77 189H76V191H75L76 194H77L76 197H78ZM79 189H80V188H79ZM79 189H78V191H79ZM97 189H99V188H97ZM104 189H105V187H104ZM171 189H173V190H171ZM183 189H184V188H183ZM186 189H187V188L185 187V189H184V193H185V191H186V193H189V190H190V189H188V191H187ZM191 189H192V187H191ZM208 189H207V192H208ZM222 189H224V191L226 190V188H224V187L221 188V190H222ZM237 189H238V188H237ZM2 190H4V189H2ZM11 190H12V189H11ZM11 190H10V191H11ZM74 190H75V188H74ZM84 190H85V189H84ZM105 190H106V189H105ZM107 190H108V189H107ZM112 190H113V189H112ZM123 190H124V189H123ZM139 190H140V189H138V191H139ZM192 190H193V189H192ZM192 190H190V191L192 192ZM197 190H199V189H197ZM204 190H205V189H204ZM214 190H213V193L215 192ZM228 190H229V189H228ZM239 190H238V191H239ZM32 191H34V190H32ZM35 191H34V193H35ZM49 191H50V190H49ZM67 191H68V190H67ZM67 191H66V192H67ZM113 191H114V190H113ZM115 191H116V190H115ZM117 191H118V190H117ZM117 191H116V192H117ZM161 191H164V190H161ZM170 191H169V192H170ZM193 191H194V190H193ZM210 191H212V190H210ZM218 191L220 192V190H218ZM218 191H217V192H218ZM0 192L2 193L1 190H0ZM12 192H13V191H12ZM50 192H51V191H50ZM66 192H65V193H66ZM111 192H112V191H111ZM120 192H122V191H120ZM166 192H167V191H166ZM177 192H179V193L181 192V193H182V190L179 189V191L174 192V194L177 193ZM194 192H195V191H194ZM197 192H198V191H197ZM217 192H215V194H216ZM221 192H223V191H221ZM227 192H228V191H227ZM227 192H225V194H226ZM232 192H233L232 194H234V190H233ZM3 193H4V192H3ZM37 193H38V192H37ZM43 193H44V192H43ZM53 193L58 194V193H60V192L57 193L56 191L53 190ZM72 193H73V192H72ZM79 193H80V191H79ZM95 193H96V192H95ZM114 193H115V192H114ZM123 193H125V194H126V193H129V194H130V192H125V191H124ZM142 193H143V192H142ZM161 193H162V192H161ZM170 193H171V192H170ZM181 193H180V194H177V195L180 196ZM204 193H205V191H204ZM223 193H224V192H223ZM223 193H222V194H223ZM238 193H239V192H238ZM240 193H241V192H240ZM240 193H239V194H240ZM4 194H6V193H4ZM8 194H9V193H8ZM31 194L33 195V193H31ZM45 194H47V191H45ZM69 194H71V192H70ZM80 194H81V193H80ZM82 194H83V193H82ZM82 194H81V196H82V198H83V195H82ZM86 194H87V193H85V195H86ZM92 194H93V193H92ZM112 194H113V193H112ZM115 194H116V193H115ZM118 194H119V191H118ZM118 194H117V195H118ZM164 194H166V195L168 194L166 197L169 196V193H168V192H167V193H164ZM172 194H173V193H171L170 195H172ZM174 194L172 195L173 197H174ZM190 194H191V193H190ZM228 194H229V192H228ZM228 194H226V198H227V195H228ZM230 194H231V193H230ZM16 195H17V194H16ZM18 195L22 196L21 193H19ZM41 195H42V193H41ZM41 195H40V196H41ZM48 195H49V197H51V196H50L51 194L48 193ZM62 195H63V194H62ZM90 195H91V194H90ZM104 195H105V194H104ZM123 195H124V194H123ZM175 195H176V194H175ZM186 195H188L187 197L190 198V197H189V194H186ZM196 195H199V194H196ZM196 195H195V196H196ZM204 195H206V194H204ZM208 195H209V194H208ZM208 195H207V196H208ZM46 196H47V195H46ZM46 196H44V197H46ZM54 196H55V194L53 195V197H54ZM72 196H73V195H72ZM88 196H89V195H86V200H88ZM99 196H100V195H99ZM179 196H176V197H178V198H177V201H179V200L181 201V198H182V197H185V194H183V196L180 197V198H179ZM190 196H191V195H190ZM195 196L192 195V197H194V198H192V200L190 199V201L186 200V201H188L187 203H190V202L193 201V200L195 201V199H196V197H197V196H196V197H195ZM202 196H203V195H202ZM207 196H206V198H207ZM212 196H213V194H212ZM218 196H219V194H218ZM222 196H223V195H222ZM10 197H11V196H10ZM13 197H15V195H13ZM22 197H23V196H22ZM28 197H29V196H28ZM32 197H33V196H32ZM63 197H64V196H63ZM63 197H62V199H64ZM95 197H96V196H95ZM105 197H107V196H105ZM108 197H109V196H108ZM108 197H107L106 199H108ZM115 197H116V196H115ZM119 197H120V196H119ZM123 197H125V195H124ZM173 197H172V198H173ZM176 197L173 198L175 202H176V199H175ZM213 197H215V196H213ZM224 197H225V195H224ZM30 198H31V196L29 197V199H30ZM58 198H59V197H58ZM58 198H57V199H58ZM66 198H67V197H66ZM68 198H69V195H68ZM79 198H81V197H79ZM82 198H81V199H82ZM100 198H101V197H100ZM110 198H111V197H110ZM110 198H109V199H110ZM117 198H118V196H117ZM125 198L128 199V197H125ZM168 198H170V197H168ZM172 198H171V199H172ZM188 198H187V199H188ZM198 198H200V197L198 196ZM222 198H223V197H222ZM237 198H238V197H237ZM17 199H18V197H17ZM19 199H20V198H19ZM31 199H33V198H31ZM34 199H35V198H34ZM34 199H33V200H34ZM41 199H42V198H41ZM49 199H50V198H47L46 201L48 200V202H49ZM55 199H56V198H55ZM72 199H74V200H76V201L78 200V199H75V197L72 198ZM89 199H92V197H91V198L89 197ZM94 199H96V198H94ZM94 199H93V200H94ZM113 199H114V198H113ZM113 199H112V200H113ZM119 199H120V198H119ZM129 199H130V198H129ZM185 199H186V198H184V201H185ZM209 199H210V197H209ZM212 199H213V198H212ZM214 199L216 200V198H214ZM233 199H235V198H233ZM14 200L16 201V199H14ZM21 200H25L24 197H23ZM43 200H44V198L42 199V201H43ZM58 200H59V199H58ZM64 200L66 201V199H64ZM160 200H161V199H160ZM224 200H225V199H224ZM17 201H18V200H17ZM17 201H16V202H17ZM51 201H52V200H51ZM72 201H73V200H72ZM81 201H82V200H81ZM83 201H84V200H83ZM89 201L92 202V200H89ZM147 201H148V200H147ZM162 201H163V200H161V202H162ZM184 201L180 202V204H181V203H182V204H187V203H185L186 201H185V202H184ZM209 201H212V200L210 199ZM235 201H236V199H235ZM16 202H15V203H16ZM18 202H19V201H18ZM22 202H23V201H22ZM25 202H27V201H25ZM25 202H24V203H25ZM38 202H39V205H40V201H38ZM38 202H37V203H38ZM77 202H78V201H77ZM77 202H75V203H77ZM84 202H85V201H84ZM96 202H97V201H96ZM96 202H95V203H96ZM128 202H129V201H128ZM141 202H142V201H141ZM155 202H159V201H155ZM164 202H165V201H164ZM168 202H169V201H168ZM200 202H201V200H200ZM212 202H213V201H212ZM212 202H210V203H212ZM225 202H226V201H225ZM19 203H20V202H19ZM24 203H23V204H24ZM44 203H45V202H44ZM56 203H57V201H56ZM59 203H61L60 200H59ZM59 203L56 204V206H55V204H54V207L51 206L52 209H53V211H52L51 207H49L51 204H49V206L47 205V206L51 209V210H50V213L48 212V213H49V216H48V214H47V216L49 217V221H50L51 219H54V218H50V215H51V216H54V217H58V219H59V216H62L61 214H63L64 212H67V211H64V209H63V207L66 206V205H64L65 203L62 202L63 205H62V204H59ZM110 203H112V202H110ZM120 203H121V202H120ZM202 203H203V201H202ZM214 203H215V202H214ZM221 203H222V201H221ZM221 203H220V204H221ZM20 204H21V203H20ZM45 204H46V203H45ZM45 204H44V205H45ZM77 204H79V203H77ZM77 204H76V205H77ZM80 204H81V206H82V203H80ZM80 204H79V205H80ZM84 204H85V203H84ZM92 204H93V203H92ZM126 204H127V203H126ZM145 204H146V203H145ZM175 204H177V202H176ZM175 204H174V205H175ZM182 204H181L180 206H182ZM193 204H194V203H193ZM206 204H207V203H206ZM36 205H37V204H36ZM44 205L41 204L40 207H41V208H44L42 212H45V215L43 214V222L45 223V222H47V219H46V218H47V216H46V211H48L49 209L45 210L46 206L44 207ZM85 205H87V204H85ZM85 205H83L82 208L79 207V206H78L79 208L76 207V206H74L77 210H76V211H72V212H73V213H74V212L76 213V212H78V211H80V210H83V208H88V207H84ZM111 205H112V204H111ZM118 205H119V204H118ZM153 205H156V204H154V202H153ZM174 205H172V207H173ZM191 205H192V204H191ZM197 205H198V204H196V207H197ZM207 205H209V204H207ZM215 205H216V204H215ZM25 206L29 207L28 204H27V205L25 204ZM42 206H43V207H42ZM67 206H68V204H67ZM100 206H101V205H100ZM109 206H110V205H109ZM120 206H121V204H120ZM151 206H152V205H151ZM157 206H158V205H157ZM160 206H161V205H160ZM176 206L178 207L179 204H177ZM185 206H186V205H185ZM201 206H202V205H201ZM223 206H224V205H223ZM225 206H226V205H225ZM70 207H71V206H70ZM96 207H98V206L96 205ZM131 207H132V206H131ZM155 207H156V206H155ZM155 207H154V208H155ZM194 207H195V205H194ZM204 207H205V206H204ZM218 207H222V204H221V206L219 205ZM67 208H68V207H67ZM111 208H112V207H111ZM128 208H130V207H128ZM128 208H127V209H128ZM132 208H133V207H132ZM138 208H140V207H138ZM159 208H160V207H159ZM173 208H174V207H173ZM179 208L181 209V207H179ZM183 208H184V206H183ZM183 208H182V209H183ZM202 208H203V206H202ZM222 208H223V207H222ZM32 209H34V208H32ZM94 209H95V208H94ZM97 209H99V208H97ZM101 209H102V208H101ZM114 209H115V208H114ZM122 209H124V207H123ZM155 209H157V208H155ZM177 209H178V208H177ZM186 209H187V208H186ZM193 209H194V208H193ZM193 209H192V211H194ZM196 209H197V208H196ZM196 209H195V210H196ZM216 209H217V207H216ZM216 209H215V210H216ZM218 209H219V208H218ZM27 210H29V208H28ZM44 210H45V211H44ZM68 210H69L68 213H70V212H71L70 208H68ZM72 210H74V209H72ZM124 210H125V209H124ZM184 210H185V209H184ZM188 210L190 211V209H188ZM200 210L202 211L201 208H200ZM200 210H198V211H200ZM206 210H207V209H206ZM32 211H33V210H31V212H32ZM34 211H35V210H34ZM38 211H39V210H38ZM63 211H64V212H63ZM85 211H86V210H85ZM113 211H114V210H113ZM156 211H157V210H156ZM160 211H161V210H160ZM162 211H163V210H162ZM170 211H171V210H170ZM170 211H169V212H170ZM192 211H191V212H192ZM198 211H197V212H198ZM210 211H211V210H209V212H210ZM224 211H225V210H224ZM26 212H27V211H26ZM35 212H36V211H35ZM35 212H34V213H35ZM51 212H52V213H51ZM82 212H83V211H82ZM82 212H78V213H81V214H82ZM101 212H102V211H101ZM116 212H117V211H116ZM128 212H129V211H128ZM128 212H127V213H128ZM149 212H150V211H149ZM211 212H212V211H211ZM211 212H210V213H211ZM222 212H223V211H222ZM38 213H39L40 215H42L41 211L38 212ZM68 213H67L66 215H68ZM73 213H72V215L74 216ZM90 213H91V212H90ZM92 213H93V212H92ZM166 213H167V212H166ZM192 213H194V212H192ZM195 213H196V212H195ZM200 213H201V212H200ZM200 213H199V214H200ZM223 213H224V212H223ZM29 214H30V213H29ZM83 214H84V213H83ZM83 214H82V215H83ZM87 214H89V213H86L83 217H85ZM107 214H108V212H107ZM115 214H116V213H115ZM115 214H113V215H115ZM128 214H129V213H128ZM157 214H159V213L157 212ZM168 214H169V213H168ZM170 214H171V213H170ZM77 215H79V214H77ZM77 215H76L75 217H79V216H77ZM172 215H173V214H172ZM188 215H189V214H188ZM191 215H192V214H190V216H191ZM194 215H195V214H194ZM194 215H192V216H194ZM217 215H218V213H217ZM33 216H34V215H33ZM45 216H46V218L44 219ZM70 216H71V215H70ZM93 216H95V215H93ZM103 216H104V215H103ZM121 216H122V214L120 215V217H121ZM125 216H126V215H125ZM125 216L123 215L122 219H123V218H124V219L127 218V216H126V217H125ZM130 216H131V215H130ZM148 216H150V214H149ZM157 216H158V215H157ZM159 216H160V215H159ZM166 216H167V215H166ZM169 216H170V215H169ZM169 216H168V217H169ZM196 216H198V215H196ZM196 216L194 217V220H195ZM62 217H63V216H62ZM68 217H69V216H68ZM83 217H82V218H83ZM107 217H108V216H107ZM107 217H106V219H107ZM118 217H119V215H118ZM162 217H163V216H162ZM187 217H189V216H187ZM187 217H186V215H185V218H183V219H186ZM209 217H210V216H209ZM216 217H218V216H216ZM80 218H81V216H80ZM88 218H89V217H88ZM98 218H99V217H98ZM102 218H103V217H102ZM110 218H111V216H110ZM130 218H131V217H130ZM150 218H152V217H150ZM157 218H158V217H157ZM172 218H173V217H172ZM198 218H199V217H198ZM210 218H212V217H210ZM60 219L62 220V218H60ZM63 219H64V218H63ZM67 219L69 220V218H66V216H65V221H66ZM77 219H78V218H77ZM168 219H169V218H168ZM199 219H200V218H199ZM199 219H198V220H199ZM207 219H208V218H207ZM39 220H40V219L38 218L37 221L39 222ZM45 220H46V221H45ZM54 220H55V219H54ZM61 220H60V221H61ZM68 220L66 221V224L69 223L68 225H71L72 222H71L70 220H69V221H70V222H69ZM73 220H74V222L76 221V219H75L74 217H73ZM89 220H91V219H89ZM109 220H110V219H109ZM173 220H174V219H173ZM179 220H180V219H179ZM189 220H190V219H189ZM211 220H212V219H211ZM49 221H48V222H49ZM52 221H53V220H52ZM55 221L60 222L59 220H55ZM87 221H88V220H87ZM102 221H103V220H102ZM107 221H108V220H107ZM167 221H168V220H167ZM182 221H183V220H182ZM41 222H42V221H41ZM57 222H56V223H57ZM78 222H80V221H78ZM78 222H77V223H78ZM110 222H111V221H110ZM148 222H149V221H148ZM156 222H157V221H156ZM180 222H181V221H180ZM191 222H193V221H191ZM194 222H195V221H194ZM204 222H208V221H204ZM204 222H203V223H204ZM215 222H216V220H215ZM70 223H71V224H70ZM75 223H76V222H75ZM75 223H73V224H75ZM91 223H92V221H91ZM165 223H166V222H165ZM197 223H198V222H197ZM212 223H213V222H212ZM212 223H211V224H212ZM38 224H39L40 228L43 227V225H44V224H43V225L41 226V223H38ZM66 224H64L65 229H66V226H65ZM73 224H72L71 227H73ZM84 224H85V223H84ZM94 224H95V222H94ZM96 224H97V223H96ZM101 224H102V222H101ZM181 224H182V223H181ZM191 224H192V223H191ZM193 224H194V223H193ZM193 224H192V226H193ZM205 224H207V223H205ZM216 224H217V222L215 223V225L213 224V226H216ZM53 225H54V224H53ZM61 225H63L62 222H60V225H59V223H58V225H54V226H56V227L59 226V227L61 228V227H62ZM81 225H82V224H81ZM81 225H80V226H81ZM126 225H128V224H126ZM129 225H130V224H129ZM149 225H150V224H149ZM173 225H174V224H173ZM185 225H186V224H185ZM208 225H209V224H208ZM208 225H206V226L208 227ZM54 226H52V228H54ZM74 226H75V225H74ZM80 226H79V227H80ZM98 226H99V225H98ZM175 226H176V225H175ZM189 226H190V225H189ZM194 226H196V225H194ZM48 227L51 228V226H48ZM59 227H58V230H59ZM68 227H69V226H68ZM71 227H69L70 231H71V229H72ZM84 227H86V226H84ZM84 227H82V228H84ZM95 227H96V226H95ZM159 227H160V226H159ZM185 227H186V226H185ZM190 227H191V226H190ZM200 227L202 228V226L199 225V228H200ZM204 227H205V226H204ZM209 227H210V226H209ZM40 228H38V229H39L41 232H44V231H42L43 229H42V228L40 229ZM89 228H91V227H89ZM89 228H88V229H89ZM98 228H99V227H98ZM173 228H174V226H173ZM175 228H176V227H175ZM186 228H188V227H186ZM201 228H200V229H201ZM205 228H206V227H205ZM211 228H212V226H211ZM211 228H208V229H210V231H211ZM45 229H47V228H45ZM54 229H55V228H54ZM54 229H53V230H54ZM56 229H57V228H56ZM65 229L62 230V231H65ZM75 229H76V228H75ZM91 229H92V228H91ZM96 229H97V228H96ZM123 229H124V228H123ZM124 230H125V229H124ZM154 230H155V229H154ZM173 230H174V229H173ZM62 231H61V232H62ZM75 231H76V230H75ZM81 231H82V230H81ZM163 231H164V230H163ZM182 231H184V229H183ZM198 231H199V230H198ZM200 231H201V230H200ZM213 231H215V230H213ZM1 232H3V231H1ZM1 232H0V233H1ZM73 232H74V231H73ZM73 232L71 231V233L74 235V237H75V233H76V235H77V233H79V232H75V233H73ZM83 232H84V231H83ZM93 232H95V231L93 230ZM171 232H172V231H171ZM196 232H197V231H196ZM205 232H206V231H204V233H205ZM208 232H209V231H208ZM56 233H57V232H56ZM62 233H63V232H62ZM67 233H69V232L67 231ZM71 233H70V234H71ZM126 233H127V232H126ZM202 233H203V232H201V235L204 234V233H203V234H202ZM251 233H252V232H251ZM257 233H258V232H257ZM262 233H263V232H262ZM262 233H261V235H262ZM39 234H41V233H39ZM161 234H162V233H161ZM209 234H210V233H208V236H210ZM2 235L6 236V233H5V234L2 233ZM8 235H9V234H8ZM43 235H44V233H43ZM60 235H61V234H60ZM60 235H59V236H60ZM197 235H198V233H197ZM258 235L260 236V233H258ZM4 236H2V239H3ZM9 236L12 237L11 235H9ZM68 236H69V235H66L65 237H68ZM84 236H85V235H84ZM87 236H88V235H87ZM208 236H207V237H208ZM6 237H7V236H6ZM69 237H70V236H69ZM77 237H78V235H77ZM77 237H76V238H77ZM90 237H91V236H90ZM123 237H124V236H123ZM203 237H204V235H203ZM203 237L201 236L200 239H203ZM4 238H5V237H4ZM72 238H73V237H72ZM197 238L199 239V237H197ZM205 238H206V237H205ZM67 239H68L69 242H70V238H67ZM81 239H83V238L81 237ZM88 239H89V237H88ZM74 240H75V239H74ZM84 240H85V239H84ZM89 240H90V239H89ZM125 240H126V239H125ZM80 241H81V240H80ZM85 241H86V240H85ZM129 241H130V239H129ZM0 242H1V239H0ZM69 242H68V244H69ZM76 242H78L77 239H76ZM131 242H132V241H131ZM2 243H3V242H1V246H4V245L6 244L5 242H4V245H3ZM8 243H9V242H8ZM88 244H90V243H88ZM130 244H131V243H130ZM159 244H160V243H159ZM164 244H165V246L167 245V247H169V246H172V247H173L172 243H171V244H166V243H164ZM78 245H79V243H78ZM78 245H77V246H78ZM86 245H87V244H86ZM146 245H147V244H146ZM146 245H145V246H146ZM161 245H162V244H161ZM161 245H160V246H161ZM168 245H169V246H168ZM75 246H76V245H75ZM77 246H76V247H77ZM121 246H122V245H121ZM163 246H164V245H163ZM5 247H6V246H4V248H5ZM78 247H79V246H78ZM84 247H85V246H84ZM148 247H149V245H148ZM157 247H159V246H157ZM161 247H162V246H161ZM172 247L169 248V249L171 250ZM1 248H2V247H1ZM117 250H118V249H117ZM120 250H122V249H120ZM129 250H130V249H129ZM131 250H132V249H131ZM72 251H73V250H72ZM187 251H188V250L185 251L186 254H187ZM66 252H69V251H66ZM70 252H71V250H70ZM73 252H74V251H73ZM75 252H76V251H75ZM75 252H74V253H75ZM124 252H125V251H124ZM124 252H123V253H124ZM146 252H147V251H146ZM169 252H170V251H169ZM160 253H163V254H164V251H163V252H160ZM182 253H183V252H182ZM188 253H189V252H188ZM191 253H192V252H191ZM191 253H190V255H192ZM69 254H70V253H69ZM72 254H73V253H72ZM119 254H120V253H119ZM165 254H167V253H165ZM165 254H164V255H165ZM168 254H169V253H168ZM186 254H185V255L183 254V255L186 256ZM115 255H117V254H113V256H115ZM121 255H122V254H121ZM124 255H125V254H124ZM124 255H123V256H124ZM136 255H137V254H136ZM150 255H151V254H150ZM155 255H156V254H155ZM160 255H161V254H160ZM169 255H170V254H169ZM169 255H168V256H169ZM175 255H176V254H174V256H175ZM183 255L181 254V256H183ZM123 256H121V257H123ZM125 256H126V255H125ZM129 256H130V255H129ZM147 256H148V255H147ZM161 256H162V255H161ZM168 256L165 255V257H168ZM115 257H116V256H115ZM118 257H119V256H118ZM130 257H131V256H130ZM152 257H153V256H152ZM152 257H151V260L153 259ZM154 257H155V256H154ZM126 258H127V257H126ZM156 258H157V257H156ZM163 258H164V257H163ZM168 258H170V259H169V261H168V260H167V261L170 262V264H173L174 262L171 263V261H172V260L174 261V257H168ZM171 258H172V260H171ZM127 259H128V258H127ZM184 259H186V258H184ZM67 260H68V259H67ZM70 260H71V259H70ZM70 260H68V261H70ZM118 260H119V259H118ZM121 260H122V259H121ZM121 260H120V261H121ZM128 260H129V259H128ZM131 260H132V258H131ZM153 260H154V259H153ZM156 260H157V259H156ZM187 260H188V258H187ZM192 260H193V257H192ZM114 261H115V259H114ZM114 261H113V262H114ZM129 261H130V260H129ZM158 261H160V264H161V263L164 264V260H163V262H162L161 259H160V260L158 259ZM158 261H157V262H158ZM193 261H194V260H193ZM62 262H63V261H62ZM64 262H65V260H64ZM71 262L73 263V261H71ZM74 262H75V261H74ZM109 262H110V261H109ZM115 262H116V261H115ZM122 262H123V261H122ZM131 262H132V261H131ZM133 262H136V260L133 261ZM188 262H189V261H188ZM65 263H66V262H65ZM72 263H69V262H68V264H72ZM137 263L140 264L141 262H137ZM145 263H147V261H145ZM145 263H144V264H145ZM180 263H182V262H179L178 264H180ZM191 263H192V261H191ZM33 264H34V263H33ZM36 264H37V263H36ZM61 264H62V263H61ZM63 264H64V263H63ZM66 264H67V263H66ZM109 264H110V263H109ZM111 264H112V263H111ZM115 264H116V263H115ZM147 264H149V263H147ZM158 264H159V262H158ZM168 264H169V263H168ZM182 264H183V263H182Z\"/></svg>",
    "mask_w": 264,
    "mask_h": 264
}]
</instances>
